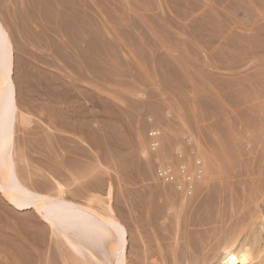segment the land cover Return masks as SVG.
Returning a JSON list of instances; mask_svg holds the SVG:
<instances>
[{
    "label": "rangeland",
    "instance_id": "rangeland-1",
    "mask_svg": "<svg viewBox=\"0 0 264 264\" xmlns=\"http://www.w3.org/2000/svg\"><path fill=\"white\" fill-rule=\"evenodd\" d=\"M31 0H0V17H1V19L3 20L4 18L5 19H7L6 21L5 20H3V21H5V24H6V26L9 28V31H10V33L12 32V34H11V36H12V38H13V40H14V44L16 45V43L18 44V45H16L15 46V55L16 56H18L19 57V59H23L22 61L24 62V64H25V68L27 67L26 66V63H25V60H26V62H27V60H29L28 61V63H30L29 64V67H32V65H31V63L33 64V65H35L33 68H30V71H31V73H29L30 71H29V69H28V67H27V69H25V68H23L24 66L23 65H21L20 63H16V65H18L17 66V69H16V66H15V64H14V67H15V69H14V75L18 78V79H15V81H17L16 82V84L17 83H19L20 81L22 82H20L18 85H17V89H18V86L21 88V89H28V90H23V94H24V91L25 92H29V91H32L33 89H36V90H33L34 92L36 91L38 94H39V96L41 95V92H42V90L44 89L43 87H45V90H47L48 91V93H50V94H48L47 93V91H45V95L43 94L44 93V91L42 92V95L39 97L38 96V94H36V96H31V95H35V93H33L32 94V92H30V93H28L32 98L34 97V101H36V102H38V104H39V106H42L43 108H44V106L47 104V102H46V96L48 95L49 97H50V95H53V94H58L59 95V93L61 94L62 92V95L63 96H61L60 98H64L65 96V98H64V100L63 101H65V102H60L59 101V96H57L56 95V97H58L56 100H57V105H58V107H57V105H56V101H54V99H55V96H53L54 98H52L53 99V101L55 102V105L53 104V102H52V105L50 104L51 103V101H49V103H48V105L47 106H51V107H53V105H54V108L56 109V111H58V108H59V112H60V114L61 113H64V114H66L67 115V117H69V114L71 113V115H72V118H73V116L75 115V112L74 111H77L76 113H78V112H80L79 114H81V112H82V115H81V120L82 119H86V120H88V116H89V113H94V116H95V114H96V116H95V118L93 119V120H96V121H94L95 123H96V125L97 126H99L98 127V131H99V129H101V131L103 132V130H104V128H105V126H107V130L108 131H110L111 132V134H110V136H111V139L113 140H111V146L112 147H114V143H115V145H117L116 147H114V149L111 147L110 149L111 150H107V149H105V148H103V149H105V150H99V148H101L100 147V144H99V147L96 149V155H97V159H98V162L99 161H102L103 159L105 160V157H106V159L107 160H109V158L110 157H108L107 158V154H109V156H111V158H110V162L109 161H106V162H109V165H108V167L106 166L107 164H105V161H104V163H103V161L101 162V163H103V164H101V163H99V165L100 166H97V169H96V171H95V174H96V176H97V178L99 177V182H100V184H101V179L103 180V181H105V180H109V182H111V184H112V186H113V192H114V194H113V197H114V199H115V202H113V200L114 199H112V202H113V205L115 206V208H114V211L115 210H117V212L119 213H117L116 211H115V214H116V216H117V218L121 221H123L122 223L123 224H126L125 226H126V228H129L128 229V232L130 231V233H129V237H128V242H130L131 241V243H132V240H133V242L136 240L135 238H137V236H138V238H137V240H136V243L135 244H131V243H129L130 244V246H128V247H130V249L128 248V250H129V252H130V250L132 251V253L130 252V254H129V259L131 260V257H132V260L130 261V262H132L133 264H140L139 262L141 261V263L142 264H171L172 263V261L174 260L175 262H176V260H177V262L175 263V264H180L181 262V264H185L184 262H187L186 261V259L188 260V262H192L193 264H204V262L205 261H207L208 260V258H210L211 256H213L214 255V253H216L215 251L217 250V253L219 252V250H220V247H222V244L226 241L225 239V233L226 232H230L231 231V228H233L232 229V231L230 232L231 234L230 235H232L234 232H235V227H237V230L238 229H241L242 228V225L244 226L243 227V230L241 231V236H242V233H243V235H244V233L246 234V228L248 227L247 225H249V223H250V221H249V223H248V220H250V218H249V212H251L252 210H254V209H256V207L255 206H258V204L257 203H259V207L263 210L264 208H263V204H264V202L262 203L261 201H264V196L262 197V196H260V193H262V191L264 190V185H261L260 183H262V184H264V181H262L261 182V180L264 178V155L262 156V154H264V139L262 138V136L264 137V128H262V126L264 127V112H263V115H262V111L261 110H263L264 111V97H262L264 94V90H263V88H264V86H262V85H264V82H263V79H264V69H263V63L261 62V60L263 59V61H264V57H263V55H261L262 53H260V51H261V48L260 47H263V44H264V37L263 36H261V35H263V33H264V16H262V14L264 15V0H244V2L246 3V6L245 5H243L244 4V2L242 3L240 0H232L231 1V5L229 6V4H230V0H229V2H228V0H219V2L216 0H211V2H210V0H196V1H198V2H196L197 4L196 5H198V6H196V5H194L195 3V0H192V2H191V0H181V2H180V0H179V2L177 3V1L176 0H171L170 2H169V0H168V2H167V0H151V2H148V1H150V0H82V2H81V0H57V2H56V0H39V1H36V0H32L31 2H30ZM48 2V3H44V2ZM100 1V2H99ZM164 1H165V3L166 4H164ZM173 1H175V2H173ZM184 1V2H183ZM189 1V2H188ZM225 1V2H224ZM226 1H227V3H226ZM237 1V3H235ZM240 1V2H239ZM247 1V2H246ZM35 2V3H34ZM49 2H51V3H49ZM96 2H98V4L96 3ZM173 2V3H172ZM201 2L203 3V2H206V3H203L204 5H205V9L204 8H202L204 5L203 4H201ZM217 2V3H216ZM232 2H234L233 4H232ZM257 2V3H256ZM44 3V4H43ZM79 3V4H78ZM146 3V4H145ZM163 3V4H162ZM180 3H181V6L183 5V7H180ZM183 3V4H182ZM184 3H185V5H184ZM189 3V4H188ZM212 5H211V4ZM219 3V4H218ZM220 3L222 4V5H220ZM226 3V4H225ZM256 3V4H255ZM26 4V5H25ZM28 4V5H27ZM42 4H43V6H42ZM51 4V5H50ZM76 4V5H75ZM86 4V6H84ZM170 4V5H169ZM172 4H174V5H172ZM179 4V5H178ZM186 4H187V7H186ZM190 4H191V6H190ZM193 4V5H192ZM214 4L216 5V4H218V5H216L215 7H214ZM263 4V5H262ZM40 5V6H39ZM54 5H55V7H54ZM77 5H78V7H77ZM151 5V6H150ZM153 5V6H152ZM168 6V11H167V6ZM199 5H201L200 7L201 8H199ZM223 5H224V7H226L227 9H225V10H222L224 7H223ZM227 5V6H226ZM234 5V6H233ZM237 5V6H236ZM240 5V6H239ZM242 5V6H241ZM250 7H249V6ZM21 6V7H20ZM28 6V7H27ZM31 6H33V7H31ZM48 6V7H47ZM80 6V7H79ZM147 6V7H146ZM157 6V7H156ZM164 6H166V7H164ZM171 6V7H170ZM172 6H174V7H172ZM177 6V7H176ZM178 6H179V8H178ZM193 6V7H192ZM236 6V7H235ZM39 7V8H38ZM45 7V8H44ZM63 7H65V9L63 8ZM154 7V8H153ZM164 7V8H163ZM191 7V8H190ZM206 7L208 8V12L206 11L207 9H206ZM213 7V8H212ZM216 7H218V10L216 9ZM232 7V8H231ZM233 7H235V8H233ZM239 7V8H238ZM251 7H253V8H251ZM4 10H3V9ZM8 8H9V10H8ZM28 8V9H27ZM35 8V9H34ZM37 8V9H36ZM55 8H57V9H55ZM88 8H91V11L92 12H89V10H88ZM116 8V9H115ZM150 10H149V9ZM178 8V9H177ZM189 10V12H187L188 10ZM192 10H190V9ZM193 8V9H192ZM229 8V9H228ZM244 8H248L247 10L246 9H244ZM11 9V10H10ZM19 9V10H18ZM40 9V10H39ZM43 10V12H42V10ZM54 9V10H53ZM62 11H61V10ZM118 9V10H117ZM156 9V10H155ZM157 9H158V11H157ZM165 9V10H164ZM174 9H177V10H174ZM195 9V10H194ZM217 11H216V10ZM220 9V10H219ZM231 9V10H230ZM234 9V10H233ZM237 9V10H236ZM250 9V10H249ZM254 9V10H253ZM28 10V11H27ZM37 10H39V11H37ZM46 10V11H45ZM56 10V11H55ZM76 10H78L79 11V13H80V15L81 14H83V15H79V13H76V12H78V11H76ZM170 10V11H169ZM181 10V11H180ZM230 10V13H228V11ZM253 10V11H252ZM261 10H262V12H261ZM4 11H5V13H4ZM11 11H12V13H11ZM15 11H17V12H15ZM50 13H49V12ZM72 11V12H71ZM106 11V12H105ZM157 11V12H156ZM172 11V12H171ZM184 11V12H183ZM186 11V12H185ZM205 11H206V13H205ZM221 11H223V12H221ZM226 11V12H225ZM232 11V12H231ZM248 11V12H247ZM252 11V12H251ZM2 12H3V16H2ZM10 12V13H9ZM34 14H33V13ZM39 12H41V13H39ZM46 12H47V15H46ZM82 12H85L86 14H90V16H93V17H90L89 16V14H88V16L89 17H87V15L85 14V13H82ZM154 12V13H153ZM169 12V13H168ZM177 14H179V15H177ZM210 12V13H209ZM219 14H218V13ZM9 13V14H8ZM15 13V14H14ZM30 13V14H29ZM32 13V14H31ZM43 13L45 14L44 16H43ZM158 13V14H157ZM160 13V14H159ZM167 13V14H166ZM171 13H172V15H171ZM187 15H186V14ZM189 13V14H188ZM212 13V14H211ZM224 13V14H223ZM226 13V14H225ZM256 13V14H255ZM55 14H56V16H55ZM78 14V16H76ZM97 14H98V16H97ZM102 14V15H101ZM104 14H106V15H104ZM109 14V15H108ZM154 14V15H153ZM176 14V15H175ZM183 14V15H182ZM223 14V15H222ZM6 15V16H5ZM20 15V16H19ZM23 17H22V16ZM34 15V16H33ZM42 15V16H41ZM159 15V16H158ZM161 15V16H160ZM168 15V16H167ZM186 15V16H185ZM189 15V16H188ZM205 15V16H204ZM212 15V16H211ZM228 15V16H227ZM248 15V16H247ZM9 16V17H8ZM17 16V17H16ZM31 16V17H30ZM38 16V17H37ZM46 16V17H45ZM49 16V17H48ZM53 16H55L54 17V19H53ZM60 16H62V17H60ZM118 16V17H117ZM131 16V17H130ZM173 16H175V17H173ZM184 18H183V17ZM204 16V17H203ZM222 16H223V18H222ZM251 16V17H250ZM261 16V17H260ZM21 17V18H20ZM33 17H34V19H33ZM49 19H52L51 21L52 22H50V20L48 21V18ZM64 17V18H63ZM87 17V18H86ZM105 17V18H104ZM107 17H108V19H109V22H107ZM115 17V18H114ZM120 17V18H119ZM125 17V18H124ZM151 17H152V19H151ZM153 17H154V20H153ZM166 17V18H165ZM179 17V18H178ZM186 17V18H185ZM201 17H203V18H201ZM212 19H210V18ZM246 17L247 18H249L250 17V19H246ZM255 17V18H254ZM20 18V20H18V19ZM44 18V19H43ZM47 18V19H46ZM59 20H58V19ZM60 18H62L61 20H60ZM81 18V19H80ZM90 18L91 19H93V21H94V23H93V21L91 22V21H89L90 20ZM127 18V19H126ZM151 19V21H150V19ZM178 18V19H177ZM182 18V19H181ZM197 18H199V19H197ZM211 20V23H210V20ZM245 18V19H244ZM12 19V20H11ZM22 19V20H21ZM25 19V20H24ZM32 19H33V21H32ZM89 19V20H88ZM118 19V20H117ZM136 19V20H135ZM165 19V20H164ZM169 19V20H168ZM171 19V20H170ZM177 19V20H176ZM195 19V20H194ZM202 19V20H201ZM215 19V20H214ZM232 19H233V21H232ZM254 19V20H253ZM259 19V20H258ZM39 20V21H38ZM45 20V22H43ZM95 20H96V22H95ZM122 20H124V21H122ZM127 20V21H126ZM157 20V21H156ZM163 20V21H162ZM167 20V21H166ZM173 20V21H172ZM198 20V21H197ZM217 20L219 21V23L220 22H222V23H220V25H221V27L219 26V23L217 22ZM227 20V21H226ZM235 20H236V22L237 21H239V24L238 23H236L235 22ZM241 20V21H240ZM243 20V21H242ZM245 20V21H244ZM258 20V21H257ZM26 22V24H25V22ZM46 21H48V22H46ZM58 21V22H57ZM78 21V22H77ZM83 21V22H82ZM86 21V22H85ZM136 21V22H135ZM153 21V22H152ZM192 21V22H191ZM209 21V22H208ZM230 21V22H229ZM248 21V22H247ZM12 22V23H11ZM18 22H19V24H18ZM38 22V24L36 25V23ZM125 22V23H124ZM158 22V23H157ZM170 22L171 23H173V24H170ZM191 22V23H190ZM196 22V23H195ZM200 22V23H199ZM216 22V23H215ZM233 24H232V23ZM245 22V23H244ZM254 24H253V23ZM260 22H262V24L260 23ZM22 23V24H21ZM43 23H45V24H43ZM49 23V24H48ZM88 23V24H87ZM89 23H91V25H89ZM131 23H133V24H131ZM134 23H135V25H134ZM190 25H189V24ZM194 23H195V25L197 26H195L194 25ZM214 23V24H213ZM231 23V24H230ZM235 23V24H234ZM240 23H242V24H246L245 26L244 25H242V24H240ZM12 26H11V25ZM24 24H25V26L26 27H24ZM42 24V25H41ZM50 24H52V25H50ZM54 24V25H53ZM60 24V25H59ZM85 24H86V26L88 25V26H90V29H89V27L87 26H85ZM121 24H123L122 25V27H121ZM156 24H158V25H156ZM159 24H161V25H159ZM175 24H176V26H175ZM184 24V25H183ZM210 24H211V26L213 25V26H216V27H210ZM217 24V25H216ZM256 24V25H255ZM258 24L260 25V26H258ZM19 26V28H18V26ZM22 25H23V30L22 29H20L21 27H22ZM27 25L29 26V27H27ZM47 25V26H46ZM56 25V26H55ZM66 25V26H65ZM94 25H96V26H94ZM106 25H108V26H106ZM133 25V26H132ZM136 25H137V29H136ZM172 25V26H171ZM191 25H192V32L190 31V28L189 27H191ZM227 27H225V26ZM233 25V26H232ZM239 25V26H238ZM249 25H251V26H249ZM253 25V26H252ZM255 25V26H254ZM69 26V27H68ZM71 26V27H70ZM94 26V27H93ZM100 26V27H99ZM105 26H106V28H108V29H106L105 28ZM161 26L163 27L162 29H161ZM218 26H219V28H218ZM222 26H224V27H222ZM258 26V27H257ZM261 26H262V28H261ZM11 27L12 28H14V29H12L11 30ZM43 28V29H46L47 31H44L43 29H41V28ZM63 27H65L64 29H63ZM84 27V28H83ZM93 27V28H92ZM96 27V28H95ZM100 29H99V28ZM126 27H127V30H124V29H126ZM160 27V28H159ZM175 27H177L178 28V30H177V28H175ZM237 27V28H236ZM245 27V28H244ZM250 27V28H249ZM254 27H255V29H254ZM25 28V29H24ZM30 28V29H29ZM49 28H50V30H49ZM75 28V29H74ZM76 28H77V30H78V28H81V29H79L78 31L76 30ZM86 28V29H85ZM182 28V29H181ZM193 28H196V29H193ZM253 28V29H252ZM261 28V29H260ZM26 29H29L28 31H32V32H30V33H27L28 31L26 30ZM67 29V30H66ZM97 31H96V30ZM102 29V30H101ZM219 29V30H218ZM245 29V30H244ZM246 29H249V30H246ZM15 30V31H14ZM54 31V32H52V31ZM73 32L74 30H76V32H79V33H72L71 31ZM85 30H87L86 31V33H84V31ZM92 31V33H91V31ZM161 30H163V31H161ZM164 30H166V32H164ZM167 30H169V32H167ZM194 30V31H193ZM231 30H232V32H231ZM234 30V31H233ZM253 30V31H252ZM22 31V32H21ZM27 31V32H26ZM44 31V32H43ZM62 31H64L63 33H62ZM66 31L67 32H69V34H74L73 35V38L75 39L74 40V42H77V43H75V45H76V47L75 46H73V44H71L72 42H73V38H72V35L71 36H69L68 35V33H66ZM83 31V32H82ZM89 31V32H88ZM103 33H102V32ZM127 33H125V32ZM128 31H131L132 33L131 34H129L128 35ZM181 31V32H180ZM190 31V32H189ZM212 32V34H211V32ZM224 31H226V32H224ZM236 31V32H235ZM257 33H256V32ZM260 33H259V32ZM26 32V33H25ZM40 32H41V34H40ZM71 32V33H70ZM161 32H163V33H161ZM182 32H183V34H182ZM188 32V33H187ZM199 32V33H198ZM210 32V33H209ZM248 32V33H247ZM13 33H14V35H13ZM20 33V34H19ZM25 33V34H24ZM48 34L49 36H47V35H45V34ZM57 33V34H56ZM59 33V34H58ZM83 33V34H82ZM102 33V34H101ZM166 33H168V34H166ZM192 33V34H191ZM234 34V35H232V34ZM243 33V34H242ZM29 34V35H28ZM35 34V35H34ZM37 34V35H36ZM38 34H40V35H38ZM68 35V37H66L65 38V36L64 35ZM90 34V35H89ZM94 35V37L93 36H91V35ZM109 34V35H108ZM170 34V35H169ZM194 34V35H193ZM196 34V35H195ZM227 34H230V35H228V37H227ZM236 34V35H235ZM240 34H241V36H240ZM245 34V35H244ZM246 34H248V36H246ZM249 34L251 35V37H249ZM261 34V35H260ZM22 35H24V36H22ZM25 35H27V39L25 38ZM44 35V36H43ZM51 35V36H50ZM59 35V36H58ZM79 35H80V37H79ZM87 35H89V36H87ZM102 35V36H101ZM131 35V36H130ZM133 35V36H132ZM141 35H143L142 37H141ZM165 35V36H164ZM172 35V38L173 37H175V38H173L174 40L172 41V38H170V36ZM174 35V36H173ZM198 35H199V37H198ZM208 35H210V36H208ZM244 37H247V38H243V36ZM14 36H15V38H17V40L14 38ZM36 36V37H35ZM57 36V37H56ZM87 36V37H86ZM106 36V37H105ZM109 36V37H108ZM192 37L193 36V38H195V39H193V38H190V37ZM206 36H207V38L209 37L210 39H211V41H210V39H207L206 38ZM235 36V37H234ZM237 36V37H236ZM254 36V37H253ZM29 37V38H28ZM33 37H34V39H33ZM38 37V38H37ZM42 37H44V38H42ZM51 38V40H50V38ZM69 37H70V39L72 38V40H70L69 39ZM79 37V38H78ZM83 37V38H82ZM89 37H90V39H89ZM103 37H105V38H103ZM177 37V38H176ZM213 37V38H212ZM226 37V38H225ZM230 37H232V38H230ZM239 37V38H238ZM258 39H257V38ZM32 40H34V41H31V39ZM36 38V39H35ZM48 38V39H47ZM60 38V39H59ZM77 38V39H76ZM96 40V41H94L93 42V40ZM109 38V39H108ZM145 38V39H144ZM168 38V39H167ZM230 38V39H229ZM237 39V40H235V39ZM251 38V40L253 41V43L255 42V43H257L258 45H261V46H258V48H255V50L256 49H260L259 50V52L256 50V51H254V53L252 52L253 51V49L251 48V47H249V49H247L246 50V48L248 47V46H251V45H249L250 43H252V42H250L251 40H249ZM256 38V39H255ZM29 39V40H28ZM38 39V40H37ZM43 39V40H42ZM46 39V40H45ZM52 39H53V41L56 43V44H60V43H62V39L64 40V43H62L61 45H59L58 46V49L59 48H62L61 46H63L64 47V44H66V45H69V47L71 48V51L70 50H66V51H64L63 52V50H65L64 48H63V50H62V52L63 53H59L58 55L60 56V54H63L64 56L65 55H67V56H65V58H64V56L62 55V56H60L61 57V59H60V57L58 58L55 54H53L54 52L57 54L58 53V49L56 48V50H55V48L54 49H52L51 47H52V43H50V42H52ZM55 39V40H54ZM68 39H69V42H68ZM79 39H81V40H79ZM104 39V40H103ZM107 39H108V41H107ZM171 39V40H170ZM176 39V40H175ZM179 39V40H178ZM191 39V40H190ZM197 39H199V41L197 40ZM226 39V40H225ZM231 39H233V40H231ZM246 39V40H245ZM37 40V41H36ZM40 40H42V41H44V42H42V41H40ZM49 40H50V42H49ZM84 40H86V41H89V42H87L88 43V45H90L89 43H91L92 45L91 46H87L88 48H86L85 47V44H87V43H85V42H83ZM100 40H102V41H100ZM144 40H146V42L144 43ZM181 40H182V42H181ZM227 40H229V41H227ZM243 40H245L246 41V44L244 43V41ZM255 40V41H254ZM21 41V42H20ZM26 41V42H25ZM47 41V42H46ZM71 41V42H70ZM92 41V42H91ZM97 41H99V42H97ZM103 41H105L104 42V44H103ZM109 41H110V43H109ZM184 41V42H183ZM190 41V42H189ZM196 41H198V43L196 42ZM213 41V42H212ZM232 41H234V42H232ZM240 43H239V42ZM258 41V42H257ZM260 41L263 43H260ZM41 44H40V43ZM53 42V45L55 44ZM60 42V43H59ZM73 42V43H74ZM81 44H79V43ZM83 42V43H82ZM95 42H97V44H95ZM149 42V43H148ZM200 42V43H199ZM209 42H211V43H209ZM247 42H250V43H248L247 44ZM31 43V44H30ZM47 44V45H44V44ZM228 43H229V45H228ZM232 43V46H230V44ZM234 43H235V46H233L234 45ZM237 43H239L238 45H237ZM242 43H243V45H242ZM44 46H43V45ZM55 44V45H56ZM98 44H100L99 46H98ZM106 44V45H105ZM109 44H110V46H109ZM111 44H114V45H112L111 46ZM122 44V45H121ZM186 44V45H185ZM188 44H189V46H188ZM197 44V45H196ZM20 45V46H19ZM33 45V46H32ZM39 45H41V46H43V49H42V47H40ZM77 45H79V46H77ZM93 45H96V46H93ZM105 45V46H104ZM190 45H191V48H190ZM237 45V46H236ZM24 46V48H22ZM39 46V47H38ZM49 46V47H48ZM57 46V45H56ZM84 46V47H83ZM117 46V47H116ZM121 46H123L122 48H121ZM134 46V47H133ZM152 48V50H150V48ZM187 46V47H186ZM193 46V47H192ZM229 46V47H228ZM239 46V47H238ZM242 46V47H241ZM18 47V51L20 50V53H18V51H17V48ZM25 47H27V49L25 48ZM46 47H48V50L46 49ZM80 48V49H78V48ZM89 47H90V49H91V47H92V49H91V51H90V49H89ZM97 47H99V48H97ZM112 49V51L113 50H115V51H111V49ZM233 49H232V48ZM236 47V48H235ZM237 47L239 48V49H237ZM244 47H246V48H244ZM252 47L254 48V47H257V45L255 46L254 44L252 45ZM39 48H40V50H39ZM77 48V49H76ZM85 48H86V50L88 49V51L90 52V53H87L88 51H86L85 50ZM101 48V49H100ZM107 48H108V50H107ZM144 48V49H143ZM153 48H155L154 50H153ZM158 48V49H157ZM194 48H195V50H194ZM235 48V49H234ZM241 48V49H240ZM264 48V47H263ZM262 48V49H263ZM24 49V50H23ZM45 49V50H44ZM49 49H50V51H49ZM82 49H84V50H82ZM123 49V50H122ZM130 49H131V51H130ZM135 49V50H134ZM185 49V50H184ZM189 49V50H188ZM252 49V50H251ZM26 50H30V51H32V52H29V53H34L36 56H32V55H34V54H32V55H30V54H28L27 55V53L25 52ZM80 50V51H79ZM81 50L83 51L82 53H81ZM95 50V51H94ZM101 51V53L100 52H97V51ZM103 50V51H102ZM133 50V51H132ZM155 50H157V51H155ZM159 50V51H158ZM232 50V51H231ZM57 51V52H56ZM69 51V52H68ZM73 51V52H72ZM78 51H79V53H78ZM94 51V52H93ZM108 51H110V52H108L109 53V56H108V54H107V52ZM119 53H118V52ZM243 51H245V52H249L250 54H246L245 52H243ZM60 52V51H59ZM67 52H68V54H67ZM91 52H93V54L91 53ZM104 52V53H103ZM112 52V53H111ZM132 52V53H131ZM153 52V53H152ZM256 52V53H255ZM24 53H26V54H24ZM46 55V56H44V54ZM48 53V54H47ZM74 53V54H73ZM75 53H76V55H79V56H81V57H83V60H84V57L85 58H87L86 56H90L91 58H94L93 60L94 61H96L97 59V68H96V70L98 69V71H96L95 73L96 74H94V76L95 75H98V77H91L90 75H87L86 74V72H85V70H82V69H78V70H81L80 71V73L79 74H77L78 73V71H77V68H79L78 66H76V64L74 63L73 64V62L74 61H72L71 59H73V57H72V55H75ZM85 53V54H84ZM87 53V54H86ZM95 53V54H94ZM144 53H145V55L149 58H147L146 56H143L144 55ZM157 53H159V54H157ZM245 53L247 56H245L244 57V55L243 54ZM258 53V54H257ZM260 53V54H259ZM70 54V55H69ZM72 54V55H71ZM81 54V55H80ZM84 54V56H82ZM89 54H92V55H89ZM99 55L97 58L95 57L96 55ZM103 54H104V56H103ZM114 54V55H113ZM115 54H119V55H116L115 56ZM127 54V55H126ZM130 54V55H129ZM148 54H149V56H148ZM161 54V55H160ZM242 54V55H241ZM14 55V56H15ZM38 55L40 56V57H38ZM111 55H113L114 57H115V60L117 61L118 59V57L120 58H122V60L121 59H119L118 61H117V63H116V61L115 60H112V59H114V57H112ZM14 57V62H18L19 61V59H18V57ZM48 56H50V57H52V59L53 58H55V59H51L50 57H48ZM101 56V57H100ZM128 56V57H127ZM163 56H165V57H163ZM169 56V57H168ZM34 57L36 58H38V61H39V58L41 59L42 57H45L44 58V60L46 61V60H50V61H52V62H54V60H55V63L54 64H52V65H56V66H48V67H45V66H47V64H44V60L43 61H41L40 60V63L36 60V59H34ZM63 57V58H62ZM68 57H71V58H69V60H67V58ZM89 57V58H90ZM104 57V58H103ZM112 59H111V58ZM145 57L147 58V60H145ZM155 57H157V58H155ZM168 57V58H167ZM177 57H178V59H177ZM184 58V59H181V58ZM243 57V58H242ZM247 57V58H246ZM25 58V59H24ZM33 58V59H32ZM129 58H130V60H129ZM162 58L163 59H165L164 60V64H165V62L167 63V64H165V66H166V68H164L165 66H164V64H162L163 63V61H161L162 60ZM177 60H176V59ZM67 60V64L69 63V65H66V63H65V61H62V60ZM96 59V60H95ZM99 59H101V60H99ZM170 60V61H168V60ZM260 59V61H258ZM58 60V61H57ZM87 60V59H86ZM158 60V61H157ZM172 60H174V61H172ZM204 60H206V61H204ZM100 61H101V64H99L100 63ZM104 61V62H103ZM114 61V62H113ZM122 62V64L120 63V62ZM133 61V62H132ZM156 61V62H155ZM181 62V64H180V62ZM20 62V61H19ZM42 62V63H41ZM70 62H72V63H70ZM84 62V61H83ZM86 62V61H85ZM96 62L94 63V65H96ZM99 62V63H98ZM106 62H107V64H108V66H107V64H106ZM132 62V63H131ZM136 62V63H135ZM138 62V63H137ZM175 64H174V63ZM178 62H179V64H178ZM206 62V63H205ZM22 63V62H21ZM28 63H27V65H28ZM46 63V62H45ZM105 64V66H104V64ZM125 65H124V64ZM129 63V64H128ZM134 63H135V65H134ZM140 63L142 64V65H140ZM159 63V64H158ZM168 63L170 64V65H172V66H174V67H171L170 65H168ZM173 63V64H172ZM259 65H258V64ZM262 63V64H261ZM23 64V63H22ZM71 64H73V65H71ZM87 64V63H86ZM119 64V66H117ZM147 64H148V66H147ZM155 64H157L156 66H163L162 68L161 67H156L155 66ZM161 64V65H160ZM228 64H230V65H228ZM232 64V65H231ZM31 65V66H30ZM72 66V67H68V66ZM111 65V66H110ZM121 65V66H120ZM133 65V66H132ZM149 65H150V67H149ZM228 65V66H227ZM262 65V66H261ZM21 66H22V68H21ZM40 66V67H39ZM75 66V67H74ZM100 66H101V68H100ZM104 66V67H103ZM110 66V67H109ZM123 66H125V67H123ZM130 66V67H129ZM135 66V67H134ZM230 66H231V68H230ZM18 67H20V68H18ZM50 67V68H49ZM53 67V68H52ZM56 67H58V68H56ZM105 67H106V70H105ZM107 67H108V69H107ZM113 67V68H112ZM137 67H140V69L139 68H137ZM171 67V68H170ZM179 67V68H178ZM199 67V68H198ZM212 67V68H211ZM214 67V68H213ZM234 67V68H233ZM262 67V68H261ZM38 68H41L43 71H47V72H41V71H39V70H41V69H39V70H36V69H38ZM70 68V69H69ZM74 68H76L75 70H74ZM103 68H104V70H103ZM110 68H112V69H110ZM127 68V69H126ZM134 68V69H133ZM136 68V69H135ZM157 68V69H156ZM159 68V69H158ZM168 68H170L169 70H168ZM173 68V69H172ZM19 69H21V70H19ZM22 69H25V70H28L27 72L26 71H23ZM32 69H33V72H35V75H34V73L32 72ZM111 71H110V70ZM163 69V70H162ZM165 69H167V70H165ZM177 69V70H176ZM205 69V70H204ZM36 70V71H35ZM73 70H74V72H73ZM109 70V71H108ZM114 70V71H113ZM121 72V73H123V74H121V73H119V71ZM127 70V71H126ZM176 70V71H175ZM234 72H233V71ZM260 70V71H259ZM24 72L23 74L21 73V72ZM37 71H38V73H40V74H38L37 73ZM75 71H77V72H75ZM105 71V72H104ZM114 73H113V72ZM118 71V72H117ZM134 71V72H133ZM169 71V72H168ZM171 71V72H170ZM178 71V73H176ZM204 71H205V73H204ZM262 71V72H261ZM19 72V73H18ZM102 72V73H101ZM116 72H117V74H116ZM153 72V73H152ZM167 72V73H166ZM172 72H174V73H172ZM257 74H256V73ZM27 75H26V74ZM29 73V74H28ZM41 73L45 76V74H47V73H49V75H46V77L47 78H45L44 79V76L43 75H41ZM52 73V74H51ZM85 73V74H84ZM132 73H134V74H132ZM169 73V74H168ZM213 73H214V75H215V78H217V79H215L214 78V76H213ZM259 73V74H258ZM262 75H261V74ZM81 74V75H80ZM105 74V75H104ZM108 74H110V75H108ZM137 74V75H136ZM177 74V75H176ZM207 74H208V77H207ZM210 74H212L211 76H210ZM247 74H249V75H251V76H248ZM254 74V75H253ZM26 77H24V76ZM28 75H29V77H28ZM32 75H34V76H32ZM36 75H38V76H36ZM50 75H52V77H53V75H56L55 77H56V79H54L55 77H53V81L51 80L52 79V77L50 76ZM80 75V76H79ZM100 75V76H99ZM103 75L105 76V78L103 77ZM112 75V76H111ZM116 75V76H115ZM126 77H125V76ZM135 75L137 76V77H135ZM179 75V76H178ZM218 75V76H217ZM233 75V76H232ZM255 76V77H253V76ZM257 75V76H256ZM43 76V77H42ZM59 76V77H58ZM63 76V77H62ZM83 76H85V77H83ZM107 76V77H106ZM108 76L110 77L109 79H108ZM122 76V77H121ZM128 76V77H127ZM178 76V77H177ZM221 76V77H220ZM19 77H22L23 79H25V80H23V79H21V78H19ZM34 79H33V78ZM37 77V78H36ZM38 77L40 78L39 79V81H38ZM79 77H82V79L81 78H79ZM112 77V78H111ZM139 77V78H138ZM173 77V78H172ZM219 77V78H218ZM261 77V78H260ZM28 78V79H27ZM49 78V79H48ZM88 78V79H87ZM98 78H99V80H98ZM105 79L104 81H102L103 79ZM116 78V79H115ZM137 78H138V81H137ZM221 78V79H220ZM246 78V79H245ZM251 78V79H250ZM263 78V79H262ZM26 79H27V81H26ZM30 79H32V80H30ZM44 81H43V80ZM84 79V80H83ZM109 81H108V80ZM110 79H112V81H113V83L111 82V80ZM115 79V80H114ZM174 81H173V80ZM179 79V80H178ZM215 79V80H214ZM219 79V80H218ZM229 79H231V80H229ZM261 79V80H260ZM28 80L30 81V82H28ZM47 80V81H46ZM87 80V81H86ZM93 80V81H92ZM169 80H171V81H169ZM218 80V81H217ZM224 80V82H222ZM258 80V81H257ZM19 81V82H18ZM34 81V82H33ZM35 81H36V83H35ZM38 81V82H37ZM46 81V82H45ZM50 81V82H49ZM60 81V82H59ZM64 81V82H63ZM120 81V82H119ZM126 82V84H125V82ZM140 81V82H139ZM178 81V82H177ZM221 81V82H220ZM228 81V82H227ZM231 83H230V82ZM259 81L262 83V84H260L259 83ZM28 82V83H27ZM45 82V83H44ZM49 82V83H48ZM54 82V83H53ZM57 83V85H56V83ZM62 82V83H61ZM118 82V83H117ZM170 82V83H169ZM175 82V83H174ZM177 82V83H176ZM255 82V83H254ZM257 82V83H256ZM24 83V84H23ZM31 83H33V84H31ZM34 83L36 84V85H34ZM66 83V84H65ZM93 83V84H92ZM116 83V84H115ZM121 83H122V85H121ZM130 83V84H129ZM141 83V84H140ZM223 83H225V84H223ZM231 84L232 86H228V87H231V88H229L228 89V87H226V85L227 84ZM243 83V84H242ZM259 83V84H258ZM37 84H43V85H41V86H38ZM47 86H45V85ZM50 84V85H49ZM52 84V85H51ZM61 84V85H60ZM63 84H65V85H63ZM89 84V85H88ZM123 84H125V86H123ZM133 84V85H132ZM173 84V86H171ZM235 84V85H234ZM242 84V85H241ZM257 84V85H256ZM29 85V86H28ZM54 85V86H53ZM72 85V86H71ZM87 85V86H86ZM99 85H100V87H99ZM244 85V86H243ZM251 85V86H250ZM43 86V87H42ZM57 86V87H56ZM75 86V87H74ZM131 86V87H130ZM132 86H133V88H132ZM135 86V87H134ZM223 86V87H222ZM250 86V87H249ZM260 87L261 86V88H258V87ZM42 87V88H41ZM60 87H62V88H60ZM71 87V88H70ZM77 87H79V91L78 90H75V89H78ZM19 88V89H20ZM47 88V89H46ZM54 90H57V91H53V89ZM58 88V89H57ZM68 88L70 89V90H68ZM73 88V89H72ZM75 88V89H74ZM83 88V89H82ZM106 88V89H105ZM136 88V89H135ZM224 88V89H223ZM225 88H226V91H225ZM18 89V91H20ZM30 89V90H29ZM38 89H39V91H40V89H41V92H39L38 91ZM51 89H52V91H51ZM72 89V90H71ZM86 89V90H85ZM133 89V90H132ZM135 89V90H134ZM140 91H139V90ZM218 89H220V92H219V90ZM223 89V90H222ZM232 89V90H231ZM233 89H235V90H233ZM239 89V90H238ZM241 89H242V91H241ZM248 89V90H247ZM251 89V90H250ZM255 89V90H254ZM258 89V90H257ZM62 92H61V91ZM63 90H65V91H63ZM88 90V91H87ZM231 91V94H230V91ZM246 92H245V91ZM252 90H254V91H252ZM50 91V92H49ZM74 93H73V92ZM86 91V92H85ZM239 91H241V92H239ZM249 91V92H248ZM256 91H257V93H256ZM259 91H261V92H259ZM21 92H22V90H21ZM67 93V95H66V93ZM76 92V93H75ZM89 92H91V93H89ZM216 92V93H215ZM236 92V93H235ZM238 92V93H237ZM248 92V93H247ZM27 93H25V94H27ZM65 93V94H64ZM71 93V94H70ZM95 93V94H94ZM150 93V94H149ZM161 93V94H160ZM215 95H214V94ZM222 94V93H224L225 95L227 94V95H230V98L231 99H234V100H231L228 96V99H226V96L224 95V94H222V95H220V94ZM253 93V97L252 96H250L251 94ZM23 94H19V95H21V96H23ZM76 94V95H75ZM77 94H78V96H77ZM79 94H81V95H79ZM87 94V95H86ZM152 94V95H151ZM159 94V95H158ZM236 94H241V96H238V95H236ZM247 94V96H245ZM257 94V95H256ZM65 95V96H64ZM76 97H75V96ZM92 95V96H91ZM145 95V96H144ZM150 96L149 97V99L147 98V96ZM156 95V96H155ZM161 95V96H160ZM219 95V96H218ZM251 97H249V96ZM37 96L39 97V100H40V98H45L44 100L43 99H41L40 101L38 100V98H37ZM96 96V97H95ZM153 96L155 97V98H153ZM215 96H217V97H215ZM223 96V97H222ZM224 96H225V98H224ZM236 96H238L237 98H236ZM48 97V98H49ZM69 97V98H68ZM80 97V98H79ZM84 97V98H83ZM145 97V98H144ZM220 97V98H219ZM241 97H243V98H241ZM246 97H248V98H246ZM255 97V98H254ZM37 98V99H36ZM82 98H83V100H82ZM130 98V99H129ZM153 98V99H152ZM224 100H223V99ZM257 98V99H256ZM36 99V100H35ZM51 99V100H52ZM80 99V100H79ZM86 99H89L90 101H85ZM146 99V100H145ZM150 99H151V101H150ZM242 99H243V101H242ZM247 99V100H246ZM248 99H250V100H248ZM256 99V100H255ZM48 100H50V98L48 99ZM61 100V99H60ZM61 100V101H62ZM67 100H69V102L67 101ZM76 102H75V101ZM79 100V101H78ZM100 100V101H99ZM103 100L104 101H106V102H103ZM135 100V101H134ZM139 100V101H138ZM158 100V101H157ZM227 100H229V101H227ZM240 100V101H239ZM75 103H74V102ZM78 101V102H77ZM85 101V104L84 103H82V102H84ZM95 103H94V102ZM99 101V102H98ZM102 101V102H101ZM131 101H133V102H131ZM144 101V102H143ZM153 101H155V102H153ZM161 101V102H160ZM226 101V102H225ZM248 101H250V102H248ZM253 101V102H252ZM42 102V103H41ZM43 102H44V104H43ZM46 102V103H45ZM68 102V103H67ZM80 102V103H79ZM90 102H91V104H90ZM139 102H141V103H139ZM157 102V103H156ZM222 102V103H221ZM230 103V108H228V106H229V103ZM35 103V102H34ZM62 103V104H61ZM64 103V104H63ZM70 104L69 106H68V108H66L67 107V105L66 104ZM76 103H77V105H76ZM99 103V104H98ZM100 103H101V105H100ZM107 103V104H106ZM131 103V104H130ZM139 103V104H138ZM146 103V104H145ZM150 103H152V104H150ZM160 103V104H159ZM234 103V105H232ZM241 103V104H240ZM248 103V104H247ZM253 103V104H252ZM37 103L35 104V105H38ZM61 104V105H60ZM84 104V105H83ZM98 104V105H97ZM103 104V105H102ZM106 104V105H105ZM113 104V105H112ZM115 104V105H114ZM148 104V105H147ZM223 104L225 105L224 107H223ZM235 104L236 105H238V108H237V106H235ZM240 104V105H239ZM44 105V106H43ZM62 105H64L65 106V108L68 110H71V109H74V107H78V109H76V110H71V112L70 111H67L65 108H64V106L62 107ZM74 105V106H73ZM81 105V106H80ZM95 105V106H94ZM109 105H111V106H109ZM150 105V106H149ZM153 105V106H152ZM157 105V106H156ZM162 108V107H164V108H162V109H164L163 110V112H162V109L161 108H159V106ZM222 106V108H221V106ZM57 108H56V107ZM70 106H71V109H70ZM80 106V107H79ZM86 106V107H85ZM102 106V107H101ZM105 106L106 107H108L109 108V110H108V108L107 109H105ZM118 106H119V109H118ZM135 106H137V107H135ZM231 106H235L234 108L233 107H231ZM240 106V107H239ZM245 106V107H244ZM252 106V107H251ZM73 107V108H72ZM76 107V108H77ZM90 107H92V108H90ZM95 107V108H94ZM98 107V108H97ZM100 107H101V109H100ZM104 107V108H103ZM122 107V108H121ZM138 107H142V108H139L138 109ZM150 107V108H149ZM168 107V108H167ZM247 107V109H245ZM261 107V108H260ZM63 108V109H62ZM81 108V109H80ZM84 108V109H83ZM87 108V109H86ZM111 108V109H110ZM121 108V109H120ZM151 108H152V110H151ZM212 108H213V111L215 110V112H217V113H211L210 111L212 110ZM226 108V109H225ZM228 108V109H227ZM60 109H61V111H60ZM86 109V110H85ZM93 109V112L91 111V110ZM99 109V110H98ZM113 109L115 110V111H113ZM158 109V110H157ZM161 109V110H160ZM211 109V110H210ZM223 109V110H222ZM231 109V110H230ZM84 110V111H83ZM120 110L122 111V112H120ZM144 110V111H143ZM146 110V111H145ZM159 110H160V113H159ZM170 110V111H169ZM210 110V111H209ZM227 110H228V112H227ZM243 110V112L246 114V112H247V114L245 115V114H242L243 112H240V111H242ZM253 110H256V111H254V112H252ZM260 110V111H259ZM72 111L74 112V114H72ZM97 111H100V112H97ZM102 111V112H101ZM123 111H124V113L126 114H124L123 113ZM126 111V112H125ZM149 111L151 112V113H149ZM157 111H158V113H157ZM167 111V112H166ZM206 111V112H205ZM212 111V112H213ZM225 111H226V113H225ZM231 111V112H230ZM234 113H236L237 111H238V114H235V116L233 115V112ZM246 111V112H245ZM34 112V111H33ZM83 112H85V113H83ZM97 112V113H96ZM105 112V113H104ZM115 112V113H114ZM146 112H147V114H146ZM208 112V113H207ZM230 112V113H229ZM240 112V113H239ZM98 113H99V115H98ZM103 113L106 115H103ZM120 113V114H119ZM127 113L129 114V113H131V114H129V115H127ZM144 113V114H143ZM164 113V114H163ZM173 113H174V115H173ZM209 113H211V114H209ZM227 115V117H225L226 115ZM227 113H229V114H227ZM249 113L252 115L253 113H255V114H253L252 116L251 115H249ZM257 113V114H256ZM57 114V113H56ZM59 114V115H60ZM86 114H88V115H86ZM101 114V115H100ZM135 114V115H134ZM141 114H143V115H141ZM153 114V115H152ZM208 114V115H207ZM215 114H219V116L218 115H216L215 116ZM220 114H221V116H220ZM70 115V116H71ZM108 115V116H107ZM124 115V116H123ZM156 115V116H155ZM162 115V116H161ZM173 115V116H172ZM224 115V116H223ZM231 115V116H230ZM232 115H233V117H232ZM237 115H239V116H237ZM242 115V118L240 117ZM258 117H257V116ZM38 116V115H37ZM78 116V115H77ZM84 118H83V117ZM97 116H98V118H97ZM104 116V117H103ZM111 118H110V117ZM113 116V117H112ZM117 116H118V118H117ZM127 116H129V117H127ZM142 118H141V117ZM159 116H161L164 120H162L161 119V117H159ZM165 116V117H164ZM214 117V118H208V117ZM218 116V117H217ZM229 116V117H228ZM246 116V117H245ZM255 116H256V119H255ZM263 116V117H262ZM40 117H42V116H40ZM39 117V118H40ZM102 117V118H101ZM136 117V118H135ZM152 117V118H151ZM155 117V118H154ZM167 117H168V119H167ZM238 117L239 118H241V119H244V121L241 123V119H238ZM245 117V118H244ZM252 117H254V120H253V118ZM71 120H72V118L71 117H69ZM68 118V119H69ZM124 118V119H123ZM141 118V119H140ZM156 118H158V119H156ZM171 118V119H170ZM207 118V119H206ZM220 120H219V119ZM229 118H231L232 120H234L235 118L236 119H238V120H234L233 121V123L232 124H234V122H235V124H237L238 126H236L235 124V126H232V127H235V129L237 128V131H238V133L237 132H235V131H233L232 130V127H230L232 124L230 123V122H232V120H229L228 121V119ZM247 118V119H246ZM40 119H42V118H40ZM69 119V120H70ZM75 119V118H74ZM100 119V120H99ZM103 119H104V121H103ZM110 119V120H109ZM117 119H119V120H117ZM130 119V120H129ZM132 119V120H131ZM149 119H153L154 121L155 120H157V121H153V120H150V121H152L153 122V125H155V126H159L160 128L158 129L157 127L155 128L154 126V128H152V126H151V128H152V130L154 129L155 131L158 129L159 131L157 132V133H160V132H162L161 134L163 135L164 134V136H166V137H168V142H169V144H167L168 146V149H171V155L175 158V156H176V154H175V151H177V149H175V147L176 148H178V149H183V145H184V142H185V145H187V146H195V144H197L196 146L197 147H200L201 146V148L202 147H205L206 146V148H203V150L204 149H206V151H207V154L208 153H211V154H209L208 155V157L209 158H212L211 160H209V162H210V165H212V164H215V161L217 162L216 163V165H214V167H216L217 165V167L215 168V170H218V174H217V176L216 177H214L215 178V180L214 179H212V183H209L210 185H211V187H212V189L214 190V191H218V188H220L219 189V191L216 193V192H214V191H211V187H210V185L208 186L209 188H207V185H206V188H205V185L203 186V189L201 190V192H200V194H198V196H197V198H196V200H195V202H197V203H199V208H200V212L202 211L201 210V208H202V204L201 203H205V204H207L208 205V208L206 207V208H204V209H206V210H204L203 208V210L204 211H202V213H206V215L208 216H212V214H213V212H215L216 210V204H218V203H220L221 201H222V199L223 198H225V197H228V200H230V198H232L233 196L235 197V199H236V197H237V204H235L234 203V212L236 213V212H238V211H235L236 210V207L238 206V204L239 203H241V206H240V208H238L237 210H239L240 209V211H239V214H241V215H239V214H235V216H234V214H232L233 212V207H231L230 209H228V211L226 210V211H222V213L224 212H228V214H229V216L227 215V214H224L223 216V218H221V219H219L218 221L220 222H218V224L216 223V226H215V224L213 225V227L215 226V227H217L219 224L221 225H219V228L217 227V228H213L212 230H209L210 229V226H211V228H212V225H209V226H205V228H207V231L206 230H204V233H205V235H204V237H203V232L201 233L200 231V233L199 232H195L194 234H195V236H194V234L193 235H191V238H193L192 240L194 241L195 239H200V240H198V241H200V242H198L197 240H195L194 242H195V244H196V242H197V244L199 245H197L196 244V246L198 247L197 249H196V246H195V244L194 245H192V248L191 249H193V247L195 248L194 250H191L190 251V249H189V247H188V249H187V246L185 245L186 244V242L185 241H183V243H182V241L181 240H185L184 238V233L182 232H180L179 230H175L174 228H173V226L171 227L170 226V228H173L172 230H169L170 232V234H168V232H166L165 233V231H163L162 232V230L160 229L159 231H157V234H156V229H152V230H149V233L148 232H145V230L146 231H148L147 230V225L145 224L144 225V223L143 222H145L146 223V221L144 220L145 219V217L147 216H145V214L147 213V208L146 207H148V203L149 202H154L153 200H157V201H155L154 203H156V202H159V204H160V201H161V198H162V200H164L165 198H164V196H162V192H161V195H160V192L158 193V195L159 196H161L160 198L158 197V195H157V198H156V194H157V192H156V189H152L153 188V183H152V180H149L148 179V177H146V173L148 172V171H144L143 173L141 172V173H139L140 171H139V169H141L140 167H141V165L140 164H142L141 163V161H142V158H141V155H140V148H139V145L140 144H143V146H148V143H147V145H146V141L147 140H149V139H151V136H150V132H152V130H151V128H148L149 129V131H147V127L149 126V124L151 123L150 121H149ZM170 119V120H169ZM215 119V120H214ZM227 119V120H226ZM260 119V120H259ZM263 119V120H262ZM75 120H77V118L75 119ZM74 120V121H75ZM83 120V121H84ZM102 120V121H101ZM133 120H134V122H133ZM146 120V121H145ZM159 120V121H158ZM246 120H248V121H246ZM257 120V121H256ZM260 122H259V121ZM73 121V120H72ZM73 121V122H74ZM108 121V122H107ZM110 121V122H109ZM113 121V122H112ZM131 121V122H130ZM170 121H173L172 123H173V125L171 124V122ZM218 121V122H217ZM239 121V123H237ZM246 121V122H245ZM250 121V122H249ZM256 121V122H255ZM262 121V122H261ZM143 122H145V123H143ZM164 122H165V124H164ZM178 122H179V124H181V125H179L178 124ZM214 124H213V123ZM247 122H249V123H247ZM258 122V124L257 125H255L256 123ZM98 123V124H97ZM105 123V124H104ZM111 123H112V127H111ZM114 123H116V124H119V125H116V124H114ZM132 123V124H131ZM164 124L165 125V127H164V125L162 126L161 124ZM168 123V124H167ZM176 123V124H175ZM209 123V124H208ZM215 123L219 126H217V125H215ZM230 123V124H229ZM243 123H244V125H243ZM260 123H262V124H260ZM110 124V125H109ZM143 124V125H142ZM144 124H146V125H144ZM195 124V125H194ZM240 124H242V125H240ZM245 124H246V126H245ZM250 124V125H249ZM260 124V125H259ZM102 125H105V126H101ZM141 125V126H140ZM177 125V126H176ZM184 125V126H183ZM211 125V126H210ZM239 125L242 127H239ZM259 125V126H258ZM109 126V127H108ZM114 126V127H113ZM118 126H119V128H118ZM125 128H124V127ZM142 126H145L144 128H142ZM149 126V127H150ZM166 126H168V127H166ZM171 126H173V129H172V127ZM191 126H193L192 127V129H194V130H191ZM198 126V127H197ZM220 126H223V127H220ZM243 126H245L246 128H243ZM251 126V128H248V127H250ZM254 126H256V127H254ZM117 127V129H119V130H117V129H115ZM121 127V128H120ZM127 127V128H126ZM128 127H129V129H128ZM207 127V128H206ZM212 127V128H211ZM214 127V128H213ZM226 127V128H225ZM259 127V128H258ZM102 128H103V130H102ZM141 128V129H140ZM171 128V129H170ZM180 128V129H179ZM184 128V129H183ZM216 128V129H215ZM222 130H221V129ZM255 129V130H257V131H253V129ZM258 128V129H257ZM113 129H115V131L117 132H113L114 130ZM144 129V135H143V132L141 131V130H143ZM161 129H163V130H161ZM179 129V130H178ZM210 129V130H209ZM216 130V132L217 133H215L214 132V130ZM217 129H219V131L217 130ZM226 129V130H225ZM244 129H246V130H244ZM249 129V130H248ZM252 129V130H251ZM130 130V131H129ZM173 130V131H172ZM213 130V131H212ZM227 130H228V133L229 134H227ZM251 130V131H250ZM101 131H99V133L101 134L102 132ZM129 131V132H128ZM194 131V132H193ZM197 132V134H196V132ZM221 131H223V132H221ZM231 131V132H230ZM240 131L242 132V134L240 133ZM246 133H245V132ZM253 131V132H252ZM109 132V133H110ZM121 132H122V134H121ZM123 132H124V134H123ZM148 132V133H147ZM213 132V133H212ZM218 132H219V134H218ZM249 132V133H248ZM252 132V133H251ZM257 132V133H256ZM120 133V134H119ZM167 133V135H165ZM175 133V134H174ZM180 133V134H179ZM185 133H187V135L185 134ZM232 133H233V135H232ZM237 133V134H236ZM255 133V134H254ZM114 134H119V137H117L116 135H114ZM125 134H126V136H125ZM130 134V135H129ZM185 134V135H184ZM225 134H226V137H225ZM256 134H259V135H256ZM101 135H103V133L101 134ZM114 135V136H113ZM217 135H218V137L221 139H219L218 137H217ZM222 135V138L220 137ZM229 137H228V136ZM231 135V136H230ZM248 135V136H247ZM250 135V136H249ZM123 136H124V139H123ZM145 136V137H144ZM185 136V137H184ZM198 136H199V138L200 139H202V141L198 138ZM244 138H243V137ZM258 136V137H257ZM122 139H121V138ZM127 137V138H126ZM132 137H133V139H132ZM135 137V138H134ZM144 137V138H143ZM187 137V138H186ZM190 138V140H188L189 138ZM196 137V138H195ZM205 137V138H204ZM208 137V138H207ZM211 137V138H210ZM232 137V138H231ZM254 137V138H253ZM259 137H260V139H259ZM38 138V137H37ZM116 138H120V140H118V139H116ZM129 138H131V139H129ZM140 138H141V141H139L140 140ZM148 138V139H147ZM152 138H153V136H152ZM177 138V139H176ZM183 138V139H182ZM218 138V139H217ZM225 138H226V143L227 144H225V142H224V140H225ZM227 138H228V140H231V142H229L228 140H227ZM237 138V139H236ZM251 140L252 139V141H250L249 139ZM145 139H147L146 141H145ZM185 139V140H184ZM203 139H204V141H203ZM206 139V140H205ZM214 139V140H213ZM234 139V140H233ZM247 139H248V141H247ZM254 139H257L258 141H253ZM262 139H263V142H262ZM117 141V143L119 144H117L116 143V141ZM124 140H126V142L124 141ZM130 140H132V142L130 141ZM169 140H171V141H169ZM197 140V141H196ZM208 140V141H207ZM209 140H211V142H212V144L211 143H209L210 141ZM115 141V142H114ZM119 141H121V142H119ZM128 141H130L129 143H128ZM134 141V142H133ZM137 141V142H136ZM166 141H167V139H166ZM174 141H175V143H174ZM181 142L182 141V143H179V142ZM207 141V142H206ZM215 143H214V142ZM218 141L219 142H221V143H219L218 144ZM235 141V142H234ZM236 141L238 142V143H236ZM148 142H150V143H152L153 141H151V140H149ZM171 142V143H170ZM177 142V143H176ZM191 142V143H190ZM200 142V143H199ZM204 142V143H203ZM224 142V143H223ZM241 142V143H240ZM251 144H250V143ZM255 142V143H254ZM121 143V144H120ZM125 143V144H124ZM187 143V144H186ZM203 143V144H202ZM209 143V145L208 146H210V147H212L213 146V148H210V147H208L207 145H205V144H208ZM229 143V144H228ZM253 143V144H252ZM259 143V144H258ZM262 143V144H261ZM171 144H172V146H171ZM211 144V145H210ZM236 144H239V145H237V146H235ZM240 144H242V145H240ZM124 145V146H123ZM126 145V146H125ZM134 145V146H133ZM200 145V146H199ZM205 145V146H204ZM218 147H217V146ZM226 145V146H225ZM228 145H230V146H228ZM259 145H262L263 147H261V146H259ZM101 146H102V144H101ZM122 148H120V147ZM157 146V145H156ZM175 146V147H174ZM102 147H104V146H102ZM128 147H130L129 149H128ZM227 147V148H226ZM229 147V148H228ZM253 147V148H252ZM136 148V149H135ZM149 148L150 149H152V151L154 150V148H157V147H152V145H149ZM210 148V149H209ZM215 148V149H214ZM224 148V149H223ZM102 149V148H101ZM113 149V150H112ZM128 149V150H127ZM132 149L134 150V152L132 151ZM212 149H214V150H216L217 149V152L215 151H213ZM227 149H229V150H227ZM239 150V153H238V150ZM251 149H253V151L251 150ZM258 149V150H257ZM263 149V150H262ZM108 151L107 152V156L104 154L103 155V151ZM118 150H122V151H118ZM187 149L185 148V151H186ZM213 151V152H210V151ZM260 150H261V152H260ZM102 153H101V152ZM111 153H110V152ZM183 151H184V149H183ZM209 151V152H208ZM221 151V152H220ZM229 151H233V153L232 152H229ZM113 152V153H112ZM117 152V153H116ZM121 152H122V154H121ZM127 152V154L125 155V153ZM227 152V153H226ZM261 154H260V153ZM106 153V152H105ZM130 153V154H129ZM213 153V154H212ZM217 153H219V154H217ZM232 154V156H231V154ZM31 154V157H32V159H36V157H38V155H36L35 153H30ZM100 156H99V155ZM121 156H120V155ZM136 154V155H135ZM228 154V155H227ZM115 155V156H114ZM123 155L125 156V157H123ZM132 157H131V156ZM136 157H135V156ZM210 155L212 156V155H214L216 158H215V160H214V156H212V157H210ZM222 156V158L220 157V156ZM233 155H234V158H233ZM241 155V156H240ZM33 156H34V158H33ZM100 158H99V157ZM101 156L103 157V159L101 158ZM117 156V157H116ZM122 157V160H121V162H120V157ZM129 156V157H128ZM134 156V157H133ZM171 156V157H172ZM228 156H230V157H228ZM43 158H44V156H42ZM41 157V155L38 157V160H39V158L40 159H42V160H44L43 158ZM114 157V158H113ZM119 157V158H118ZM128 157V158H127ZM220 157V158H219ZM53 158V159H52ZM51 158V161H53L52 163H53V165L54 166H56L55 164H56V161L55 160H57V158L55 159V157L53 156ZM119 160H118V159ZM126 158V159H125ZM130 158V159H129ZM200 159H201V157H199ZM231 158V159H230ZM233 158V159H232ZM100 159H102V160H100ZM111 159H113L114 161H116V162H114L113 160H111ZM117 159V160H116ZM131 159H132V162H131ZM135 159H137V162H136V160ZM236 159V160H235ZM243 160V162H242V160ZM263 159V160H262ZM58 160H59V158H58ZM125 160V161H124ZM135 162H134V161ZM213 160V161H212ZM219 160H223V161H219ZM232 160V161H231ZM124 163H123V162ZM130 161V162H129ZM202 162H203V160H201ZM236 161V162H235ZM134 162V163H133ZM143 162V161H142ZM169 162V161H168ZM167 162V163H168ZM212 162V163H211ZM221 162H223V163H221ZM224 162H225V164H224ZM236 164H235V163ZM238 162V163H237ZM114 163H115V165H114ZM118 163H120V164H118ZM125 163H126V165H125ZM130 163H131V165H130ZM144 163V162H143ZM166 163V162H165ZM220 164V166H219V164ZM169 164V163H168ZM167 164V165H168ZM103 165V166H102ZM121 165V168H122V166H123V168L124 167H126L127 166V168L125 169V171H124V169L122 168V169H120V166ZM133 166V168L131 167V169L129 168L130 166ZM169 165H172V163H171V161H170V164ZM224 165V166H223ZM236 165H238L237 167H235ZM106 166V167H105ZM174 166V165H173ZM241 166V167H240ZM104 167V168H103ZM115 167H117V169L115 168ZM175 167V166H174ZM226 167H228L229 169H230V171H231V173H229L228 172V168H226ZM212 168V167H211ZM217 168H219V169H217ZM222 168V169H221ZM225 168L227 169V170H225ZM239 168V169H238ZM242 168V169H241ZM110 169V170H109ZM150 168H147L146 170H149ZM224 169V170H223ZM235 169H236V172H235ZM117 170V171H116ZM130 172H129V171ZM135 170V171H134ZM237 170H239L238 172H237ZM250 170V171H249ZM60 171L64 174V176H65V178H64V176H62L61 177V180H68L69 179V173L67 172V170H65V169H63V168H61L60 169ZM106 171V172H105ZM110 171L112 172V173H114L113 175H112V173H110ZM123 171H124V173H123ZM133 171H134V173L135 174H133ZM150 171V170H149ZM221 171V172H220ZM224 171H225V175H223L224 174ZM229 173V175H231V176H227L228 175V173ZM255 172V174H254V172ZM120 172V173H119ZM122 172V173H121ZM129 172V173H128ZM220 172V173H219ZM250 172V173H249ZM84 173L85 172H83V174L82 173H80V180H79V183H78V181L76 182V183H74L73 185H70L69 187H68V189L69 190H73V189H76V188H79V186L81 187V185H82V187H86L85 186V184H86V178L87 177H85V175H86V173H85V175H84ZM128 173V174H127ZM227 173V174H226ZM236 173H238L237 175H236ZM251 175V177L249 176V174ZM62 174V175H63ZM108 174V175H107ZM125 174V175H124ZM145 174V175H144ZM220 174V175H219ZM242 174H245V175H242ZM82 175H84V176H82ZM121 175V176H120ZM143 175H144V177H143ZM147 175L149 176L150 174L149 173H147ZM240 175V176H239ZM108 176V177H107ZM110 176V177H109ZM113 176V177H112ZM123 176V177H122ZM220 176V177H219ZM244 176V177H243ZM83 177H85L83 180H82V178ZM115 177V178H114ZM120 177V178H119ZM132 177V178H131ZM223 177V178H222ZM259 177L261 178V179H259ZM263 177V178H262ZM119 178V179H118ZM126 178V179H125ZM210 178V177H209ZM237 178V179H236ZM238 178H240V179H238ZM247 179V180H245V179ZM112 179V180H111ZM124 179V180H123ZM146 179V180H145ZM218 180V182H217V180ZM220 179H221V181H220ZM228 181H227V180ZM236 179V180H235ZM243 179V180H242ZM65 180V181H66ZM70 180V179H69ZM129 180V183L127 182ZM131 180V181H130ZM204 180H205V178H204ZM224 180V181H223ZM253 181V183H252V181ZM113 181H114V183H113ZM118 181V182H117ZM123 181H126V182H123ZM132 181H133V183H132ZM135 181V182H134ZM140 183H139V182ZM148 181V182H147ZM209 181H210V179H209ZM216 181V183L214 184V182ZM227 181V184L225 183ZM235 181V182H234ZM241 181V182H240ZM246 181V182H245ZM249 181V182H248ZM68 183L70 182V181H67ZM80 182H82V183H80ZM98 182V183H99ZM106 182V183H105ZM104 183L105 184H107L108 183V181H105ZM150 182V183H149ZM238 182H239V184H238ZM84 183V184H83ZM121 183V184H120ZM128 183V184H127ZM152 183V184H151ZM223 183V184H222ZM234 183V184H233ZM245 183H248V185L246 184V188H245V190L243 189L244 188V186H245ZM66 184V183H65ZM87 184H88V182H87ZM86 184V185H87ZM100 184H98L99 185V187H102V185H100ZM113 184H115V185H113ZM122 184H123V186H122ZM125 184L127 185V186H125ZM133 184V185H132ZM140 184V185H139ZM163 184V183H162ZM225 184V185H224ZM237 184V185H236ZM77 185H79V186H77ZM138 185V186H137ZM149 185V186H148ZM152 185V186H151ZM216 185H218V187L216 186ZM224 187H223V186ZM229 185V186H228ZM236 187H235V186ZM250 185V186H249ZM255 186V189L253 188L254 186ZM259 185H261L260 186V188L262 187L263 188V190H262V188L260 189L258 186ZM114 186H116L117 187V189H116V187H114ZM135 186V187H134ZM217 188V189H215V187ZM222 186V187H221ZM240 186V187H239ZM248 186V187H247ZM253 186V187H252ZM75 187V188H74ZM124 187V188H123ZM126 187V188H125ZM129 187H131L130 189H129ZM152 187V188H151ZM225 187H229L228 188V190H227V188H226V190H222V189H225ZM233 187H235V188H233ZM251 187V188H250ZM73 188V189H72ZM133 188V189H132ZM146 191V192H144V190ZM151 188V189H150ZM237 188H239V189H237ZM248 188H250V190L248 189ZM126 191H125V190ZM129 191H128V190ZM136 189V190H135ZM137 189H138V192H135V191H137ZM204 189L206 190L205 192H209V194L208 193H206L207 195L205 196V192H204ZM235 189H237V192L236 193H234V195L232 196V192H235L236 190ZM255 190V195H254V190ZM115 190H116V192H115ZM135 190V191H134ZM233 190V191H232ZM235 190V191H234ZM238 190H239V192L240 193H238ZM256 190H258V191H256ZM261 190V191H260ZM120 191V192H119ZM122 191V192H121ZM125 191V192H124ZM132 191V192H131ZM140 191V192H139ZM153 191V192H152ZM221 191V192H220ZM228 191V192H227ZM248 191V192H247ZM250 191V192H249ZM104 192V190L100 193V196H103V193ZM112 192V193H113ZM128 192H129V195H128ZM146 194H144V193ZM203 192V193H202ZM212 194H211V193ZM214 192V193H213ZM223 192H224V195H223ZM264 192V191H263ZM121 193H123V194H121ZM138 193V194H137ZM140 193H142L141 195H140ZM152 193V194H151ZM153 193H156L155 195H153ZM202 193V194H201ZM245 194L244 196H245V198L243 197V194ZM247 193V194H246ZM256 193H257V195H256ZM102 194V195H101ZM116 194V195H115ZM127 196H126V195ZM211 194V195H210ZM217 194V195H216ZM221 194V195H220ZM241 196V202H239V198H238V196L239 195ZM263 195H264V193H262ZM119 196V198H121V199H119L118 198V196ZM137 195V196H136ZM203 195V196H202ZM209 195V196H208ZM216 195V196H215ZM228 195V196H227ZM237 195V196H236ZM251 195V196H250ZM252 195H253V198H252ZM117 198H116V197ZM133 196H135V197H133ZM142 196V197H141ZM154 196V197H153ZM205 196V197H204ZM208 196V197H207ZM232 196V197H231ZM254 196H255V199H254ZM260 196V197H259ZM112 197V198H113ZM132 198V199H130V198ZM140 197V198H139ZM202 197V198H201ZM222 198V199H220L219 200V198ZM244 198V200L245 201H247L248 202V204H247V202H245L244 200H243V198ZM262 197V198H261ZM124 198V199H123ZM201 198V199H200ZM211 198V199H210ZM250 198H252V199H250ZM1 197H0V201H1ZM130 200V201H128V200ZM135 199H137V203L138 204H136V202L134 203V201H136ZM205 199V200H204ZM207 199V200H206ZM209 199V200H208ZM215 199H217V201H218V203L217 202H215ZM233 199V198H232ZM263 199V200H262ZM127 200V201H126ZM132 200H133V203H132ZM139 200V201H138ZM225 201L227 200V198H225L224 199ZM258 200V201H257ZM260 200V201H259ZM3 201V200H2ZM116 201L118 202V203H116ZM122 201H123V203H122ZM126 201V202H125ZM198 201H200V202H198ZM207 201V202H206ZM212 201V202H211ZM225 201H222L221 202V204L223 203V202H225ZM249 201H250V203H249ZM142 202V206H141V203ZM144 202V203H143ZM165 202V201H164ZM253 202H254V204H253ZM1 203V202H0ZM161 203H162V201H161ZM203 203V204H204ZM214 203H216L215 205H214ZM226 203V202H225ZM2 204H3V206L4 205H7L6 203H4V201L2 202ZM118 204H121L122 206L124 205V207L125 206H127V207H123V208H121L122 206L121 205H118ZM127 204V205H126ZM153 204V203H152ZM158 204V203H157ZM204 204V205H205ZM246 206H245V205ZM249 204H252V205H250V208L248 207L249 206ZM257 204V205H256ZM1 205V204H0ZM134 207H133V206ZM145 205H147V206H145ZM151 205V204H150ZM161 205V204H160ZM197 204L195 203V207H197L196 206ZM201 205V206H200ZM240 205V204H239ZM2 206V205H1ZM1 206H0V214L2 215H0V217H1V223L2 224H0V225H2V227H0V252H1V254H0V260H1V264H10V262H11V264H13V262H14V264H25L26 263V261H27V263L26 264H42L43 263V261H41V260H43V259H41L40 260V256L42 255V257L44 258V256L45 257H47V255H48V253H50V252H52V253H54V255H51L52 256V258L53 257H58L59 255H60V257H58V259L55 257V258H53V263L51 262V259H48L49 258V256H48V260L49 261H47V259H45V261H46V263H45V261H44V264H47V263H49V262H51V264H57V262H58V264H64V261H63V258H62V256H63V252L61 253L62 254V256H61V254H58V253H60L61 251H63V248H62V246L60 245V243H59V241L57 242H55V243H53L54 241H53V239H55L56 240V238H54V237H52V236H50L49 234H48V231L46 232L45 230H44V227H42V229H43V231H42V229H41V226H39V228L41 229V231L39 230V232H35V229H31L32 227L31 226H33L34 225V228H35V226H38L37 224H28L29 226V229H28V227H27V225H25V223L26 222H28L29 221V219L32 217L31 216V214L33 215V213H31V211L29 212H26V215H25V213L24 212H12V210H11V208H7L8 207V205L7 206H5L6 207V209L9 211V210H11V211H9V213L11 212V214H9L8 213V211L6 212V210H5V208H3L5 211H3V209H1ZM2 206V207H3ZM113 206V207H114ZM137 208H136V207ZM139 206V207H138ZM143 206L145 207L144 209H143ZM210 206H211V209L209 210V208H210ZM214 206V207H213ZM262 206V207H261ZM118 207H120V208H118ZM140 207H141V209H140ZM243 207H246V210L248 209V210H251V211H246L247 213H245V211H244V209L245 208H243ZM248 207V208H247ZM131 208V209H130ZM148 208H150V207H148ZM134 209H135V211H134ZM195 210L194 211H196V208H194ZM232 209V210H231ZM243 209V210H242ZM126 210V211H125ZM140 210V211H139ZM198 210V209H197ZM215 210V211H214ZM230 210H231V212H230ZM14 211V210H13ZM133 211V212H132ZM137 211V212H136ZM145 211V212H144ZM199 211V210H198ZM211 211H213V212H211ZM128 212V213H127ZM217 212V211H216ZM216 212L214 213V214H216ZM6 213V214H5ZM15 213H16V217H17V214L18 215H20V216H18L17 218H20L21 217V219H17L16 217H15ZM27 213H28V215H27ZM31 213V214H30ZM121 213V214H120ZM132 213H134L135 215H133ZM143 213V214H142ZM193 212H191V214H192ZM204 213V214H205ZM212 213V214H211ZM221 212L220 211H218V214H220ZM245 213V214H244ZM9 214V215H8ZM25 216H24V215ZM119 215V217H118V215ZM132 214V215H131ZM213 214V216L215 217V215ZM217 214V216H219ZM231 214V215H230ZM10 215L11 216H13L12 218L10 217ZM22 215H23V217H22ZM31 217H30V216ZM141 215V216H140ZM143 215V216H142ZM222 215V214H221ZM227 215V216H226ZM236 215H237V217H239V218H237L236 217ZM247 216V218H246V216ZM5 216V217H4ZM27 216V217H26ZM29 216V217H28ZM122 216V217H121ZM126 216V217H125ZM133 218H132V217ZM136 216V217H135ZM234 216V217H233ZM7 217L8 218H11L9 221L7 220ZM131 217V219H132V222H134V220L136 219V223H137V221H138V219L142 222H140V221H138V223L140 222V224L139 225H141V226H143L144 225V228L143 227H141V226H139V228L140 229H145V230H143L142 229V231H143V233L145 232L146 234H145V236H143L144 234L142 233V231H140V233H139V228L138 227H136V226H133L132 224V222L130 221L131 219H129ZM228 217V218H227ZM232 217H233V219H232ZM5 218V219H4ZM26 221H24L23 219ZM135 218V219H134ZM228 220H227V219ZM237 218V219H236ZM246 218V219H245ZM134 219V220H133ZM234 219H235V221H239V222H241V223H239V225H235V223L237 224V222H235L234 221ZM243 219V220H242ZM22 220V221H21ZM227 220V221H226ZM13 221V222H12ZM19 221V222H18ZM24 221V222H23ZM233 221V222H232ZM12 224H11V223ZM24 224H23V223ZM222 222L224 223V230L223 231H225V233L221 230L222 229ZM245 222V223H244ZM3 223H4V225H3ZM13 223H15V224H13ZM19 223H20V225H19ZM130 223H132V224H130ZM230 223V224H229ZM234 223V224H233ZM11 224V225H10ZM130 224V225H129ZM143 224V225H142ZM234 226H233V225ZM7 225V226H6ZM17 225V226H16ZM22 225H25L26 227H27V229H26V227L24 226H22ZM128 225V226H127ZM133 226V228H132V226ZM135 225V224H134ZM228 225V226H227ZM232 225V226H231ZM12 226V227H11ZM146 226V227H145ZM227 226V227H226ZM229 226H230V229H229ZM21 227H23V230H22V228ZM157 228H158V226H156ZM240 227V228H239ZM5 228V229H4ZM12 228V229H11ZM24 228H25V230H24ZM38 228V227H37ZM37 228H36V230H37ZM38 228V229H39ZM135 228H138V229H136V230H132V229H135ZM159 228H160V226H159ZM204 228V227H203ZM203 228L202 229H199V228H197V229H199V230H203ZM204 228V229H205ZM227 228V229H226ZM215 229V231H213ZM218 229V230H217ZM221 231H220V230ZM27 230H31L32 232H34L35 233V235L33 234V233H30V231H27ZM208 230L211 232H208ZM218 232H217V231ZM38 231V230H37ZM137 233H139L141 236L139 237V234H137ZM154 231V234L152 235L151 233ZM175 231V232H174ZM178 231H179V233H178ZM234 231V232H233ZM27 232H28V234H27ZM43 232H45V233H43ZM131 232H133L132 234L133 235H131ZM160 232V233H159ZM213 232H214V234H213ZM215 232H217V233H215ZM220 232V233H219ZM31 234V236H28V235H30ZM37 233H39L40 235L42 234V235H45V237L44 236H40L39 234V236L38 235H36ZM161 233H164L165 235H166V237H169V239L170 238H172V239H170V241H169V239L167 240L166 239V237L165 236H161V238H159L160 237V235H161ZM201 234V235H199V234ZM208 233V239H207V241H206V239H205V237H207L206 236V234ZM218 233H219V236L217 237V236H214L215 234L216 235H218ZM222 233V235H220ZM223 233L225 234L224 236H223ZM1 234H5V235H3V237H2V235ZM143 234V235H142ZM149 234V235H148ZM179 236H178V235ZM182 234V235H181ZM211 234H213V236L211 235ZM263 234V236H264V233H262ZM33 235V236H32ZM137 235V236H136ZM158 235V236H157ZM181 235V236H180ZM198 235H199V237H198ZM227 235H228V233H227ZM230 235H228V236H226L227 238L230 236ZM9 236V237H8ZM36 236V237H35ZM48 236V237H47ZM135 239H133L132 237ZM134 236H136V237H134ZM142 236H143V238H142ZM152 237L151 239L150 238H147V237ZM194 236V237H193ZM202 237V239H201V237ZM220 236H221V238H220ZM2 237V238H1ZM18 237H20L21 239H19ZM29 237H31L30 239H29ZM32 237H34V239L32 238ZM44 237V238H43ZM131 237V238H130ZM155 237H156V239H155ZM178 237H179V239H180V241H179V239H178ZM197 237V238H196ZM214 237H216V239L214 238ZM222 237H223V240H225V241H223L222 240ZM41 238H43V240L46 238L47 240L45 241L47 244H51V245H48L47 246V244H45V242L44 241H41L42 239ZM52 240H51V239ZM147 239V241L150 243H148V242H146V246H147V249H149V247H150V250L148 251V250H146L145 248V244L143 245V243L141 242V240H139L138 241V239H142V241H146V240H144V239ZM195 238V239H194ZM217 238H218V240H217ZM264 238V237H263ZM10 239H11V241H10ZM33 241H32V240ZM36 239H38V240H36ZM39 239H41V240H39ZM131 239V240H130ZM150 239V240H149ZM166 239V240H165ZM212 239V240H211ZM5 240H7V241H5ZM25 240V241H24ZM49 240V241H48ZM164 240V241H163ZM172 240V241H171ZM175 240H178V241H175ZM204 242L205 241V243H203L202 241ZM220 240V241H219ZM222 240V241H221ZM9 241H10V243H9ZM23 241V242H22ZM35 241V242H34ZM43 242V243H41V242ZM138 241V242H137ZM152 241V242H151ZM159 241H160V244H159ZM163 242V246H162V242ZM165 241H167V242H165ZM209 241H211L210 243H212V244H210L209 243ZM213 241V242H212ZM216 241V242H215ZM17 242V243H16ZM28 242V243H27ZM40 242V243H39ZM51 242V243H50ZM158 242V243H157ZM170 242H171V244H170ZM173 242H175L174 244H173ZM182 243V249H180L181 248V246H179V245H181V244H176V243ZM185 242V243H184ZM202 242V243H201ZM6 243H7V245H6ZM12 243H13V245H12ZM38 243V244H37ZM57 243V244H56ZM137 243H139V249H138V247L136 248V250H137V254L135 255V256H131V255H133V253L136 251L135 250V247L136 246H138V245H136ZM145 243V242H144ZM164 243L166 244V245H164ZM200 243H201V245H200ZM209 243L210 244V246H211V248H209V247H207L208 249L207 250H209V249H212V251L211 250H209V252L207 251V253H208V255H207V253H206V246H207V244ZM219 243H221V244H219ZM20 246H19V245ZM40 244H42V245H40ZM54 244H56L55 246H54ZM176 244V245H175ZM209 244H208V246H209ZM214 244H216V245H214ZM220 246H219V245ZM10 245V246H9ZM15 245V246H14ZM16 245H18V246H16ZM53 245V246H52ZM133 245V246H132ZM136 245V246H135ZM154 245V246H153ZM169 245V246H168ZM183 245H184V248L186 249V250H183ZM213 245H214V248H213ZM58 246H59V249H58ZM131 246H132V248L133 249H131ZM144 246V247H143ZM149 246V247H148ZM165 246L167 247V249L165 248ZM179 247V249H178V247ZM216 246H218V247H216ZM2 247V248H1ZM13 247V248H12ZM16 247V248H15ZM22 249H21V248ZM48 247V248H47ZM54 247V248H53ZM154 247V248H153ZM159 247H161L160 249H158ZM169 247H170V249H169ZM171 247H172V249H171ZM174 247H175V249H174ZM215 247H216V249H215ZM18 248H19V250L21 249L22 251H18ZM42 248V249H41ZM52 248V249H51ZM152 248V249H151ZM199 248H201L202 250H200ZM16 249H17V251H16ZM53 249H55V250H53ZM57 249H58V252H54V251H57ZM142 249V250H141ZM146 250V251H148L147 253H148V255L149 256H145V258H148L147 260L145 259V258H141V257H144V255L146 254V252H142L143 250ZM155 249V251H153ZM199 249V250H198ZM219 249V250H218ZM26 250V252H24ZM138 250H139V252H138ZM144 250V251H145ZM163 250V251H162ZM164 250H166V251H164ZM169 250H171V251H169ZM174 250V251H173ZM176 250V251H175ZM177 250H179L180 251V253H179V251H177ZM189 252H188V251ZM196 250V251H195ZM214 250V251H213ZM5 251H7V252H10L9 253V255L11 254V255H13V256H9L8 254H7V252H5ZM28 251V252H27ZM42 251H43V253H42ZM47 251V252H46ZM141 251V252H140ZM150 251L153 253V256H152V253H150ZM157 251V252H156ZM158 251H159V253H158ZM169 252V254L167 253L166 254V252ZM195 251V252H194ZM197 251L199 252V254L197 253ZM45 252V253H44ZM161 252V253H160ZM171 252V253H170ZM193 252V253H192ZM18 253H20V254H18ZM42 253V254H41ZM47 253V254H46ZM139 253V254H138ZM145 253V254H144ZM157 253V254H156ZM178 253V254H177ZM181 253H182V255H181ZM188 253V254H187ZM193 255H192V254ZM195 253V254H194ZM203 253V254H202ZM39 254H40V256H39ZM43 254H46V255H44L43 256ZM51 254V253H50ZM49 254V255H50ZM56 254V255H55ZM144 254V255H143ZM151 254V255H150ZM155 254H156V256H155ZM160 254H162V255H160ZM166 254V255H165ZM175 254V255H174ZM176 254H177V256H176ZM184 254V255H183ZM189 254H191L190 256H189ZM2 255V256H1ZM139 255H141V257H139L138 258V256ZM169 255V256H168ZM173 256V258H172V256ZM180 255V256H179ZM186 255V258H184L183 259V256H185ZM195 255V256H194ZM11 257L10 259H12V260H10L8 257ZM33 256V257H32ZM137 256V257H136ZM161 256H163V257H161ZM171 256V258H169ZM175 256H176V258H175ZM189 256V257H188ZM194 256V257H193ZM208 256H210V257H208ZM15 259H13V258ZM26 258L27 257V259H19V258ZM29 257H30V259H29ZM32 257V258H31ZM36 257H38V259H35ZM134 257V258H133ZM161 257V258H160ZM166 257V258H165ZM180 257H182V258H180ZM192 257V258H191ZM198 257V258H197ZM200 257V258H199ZM202 257H203V259H202ZM164 258V261L162 260ZM180 258V259H179ZM196 258H197V260H196ZM4 259V260H3ZM7 259H9V260H7ZM29 259V260H28ZM34 259V260H33ZM61 259V260H60ZM134 259V260H133ZM136 259H140V261H138V262H136L137 260ZM144 259H145V261H144ZM151 259V260H150ZM157 259V260H156ZM168 259H169V262H168ZM172 259V260H171ZM184 261H183V260ZM6 260V261H5ZM14 260V261H13ZM59 260V261H58ZM157 262H156V261ZM159 260V261H158ZM162 260V261H161ZM181 260V261H180ZM38 261V262H37ZM61 261H63V262H61ZM134 261V262H133ZM173 261V262H174ZM9 262V263H8ZM153 262V263H152ZM159 262V263H158ZM180 262V263H179ZM132 263H130V264H132ZM191 263V264H192ZM172 264H174V263H172ZM187 264V263H186ZM190 264V263H189Z\"/></svg>",
    "mask_w": 264,
    "mask_h": 264
},
{
    "label": "bare ground",
    "instance_id": "bare-ground-1",
    "mask_svg": "<svg viewBox=\"0 0 264 264\" xmlns=\"http://www.w3.org/2000/svg\"><path fill=\"white\" fill-rule=\"evenodd\" d=\"M32 1V0H31ZM30 1V2H31ZM36 1H39V0H36ZM41 1V0H40ZM47 1V0H46ZM49 1V0H48ZM154 1V0H153ZM162 1V0H161ZM171 0H169V2H170ZM177 1V0H176ZM200 1V0H199ZM216 1V0H215ZM218 2H219V0H217ZM223 1V0H222ZM231 1L232 0H230V4H229V6L231 5ZM235 1V0H234ZM241 1V0H240ZM239 1V2H240ZM243 2H244V0H242ZM241 1V2H242ZM33 2V1H32ZM44 2V1H43ZM56 2H57V0H56ZM81 2H82V0H81ZM100 2V1H99ZM148 2H151V0L150 1H148ZM163 2V1H162ZM167 2H168V0H167ZM168 2V3H169ZM173 2H175V1H173ZM172 2V3H173ZM179 2V0L177 1V3ZM180 2H181V0H180ZM184 2V1H183ZM189 2V1H188ZM191 2H192V0H191ZM196 2H198V1H196L195 0V4L194 5H196L197 3ZM210 2H211V0H210ZM225 2V1H224ZM228 2H229V0H228ZM242 2V3H243ZM247 2V1H246ZM35 3V2H34ZM44 3H48V2H44ZM43 3V4H44ZM49 3H51V2H49ZM97 4H98V2H96ZM171 3V2H170ZM203 3H206V2H203ZM202 2H201V4H203ZM212 3V2H211ZM210 3V4H211ZM217 3V2H216ZM226 3H227V1H226ZM225 3V4H226ZM234 2H232V4H233ZM235 3H237V1L235 2ZM257 3V2H256ZM255 3V4H256ZM43 4H42V6H43ZM79 4V3H78ZM146 4V3H145ZM163 4V3H162ZM164 4H166L165 3V1H164ZM183 4V3H182ZM189 4V3H188ZM219 4V3H218ZM218 4H216V5H218ZM26 5V4H25ZM28 5V4H27ZM51 5V4H50ZM76 5V4H75ZM170 5V4H169ZM168 5V6H169ZM172 5H174V4H172ZM179 5V4H178ZM184 5H185V3H184ZM193 5V4H192ZM204 5V4H203ZM212 5V4H211ZM215 4H214V7L216 6ZM220 5H222L221 3H220ZM243 5H245L246 6V3L244 2V4ZM263 5V4H262ZM40 6V5H39ZM84 6H86V4L84 5ZM151 6V5H150ZM153 6V5H152ZM167 6V5H166ZM166 6H164V7H166ZM168 6H167V11H168ZM190 6H191V4H190ZM196 6H198V5H196ZM201 5H199V8H201L200 7ZM227 6V5H226ZM234 6V5H233ZM237 6V5H236ZM235 6V7H236ZM240 6V5H239ZM242 6V5H241ZM249 6V5H248ZM21 7V6H20ZM28 7V6H27ZM31 7H33V6H31ZM48 7V6H47ZM54 7H55V5H54ZM77 7H78V5H77ZM80 7V6H79ZM147 7V6H146ZM157 7V6H156ZM163 7V8H164ZM171 7V6H170ZM172 7H174V6H172ZM177 7V6H176ZM180 7H183V5L181 6V3H180ZM186 7H187V4H186ZM193 7V6H192ZM205 7V5L202 7V8H204ZM223 7H224V5H223ZM235 7H233V8H235ZM250 7V6H249ZM39 8V7H38ZM45 8V7H44ZM64 9H65V7H63ZM154 8V7H153ZM178 8H179V6H178ZM177 8V9H178ZM191 8V7H190ZM189 8V9H190ZM213 8V7H212ZM232 8V7H231ZM239 8V7H238ZM251 8H253V7H251ZM3 9V8H2ZM28 9V8H27ZM35 9V8H34ZM37 9V8H36ZM55 9H57V8H55ZM116 9V8H115ZM149 9V8H148ZM151 9V8H150ZM149 9V10H150ZM177 9H174V10H177ZM187 9V8H186ZM193 9V8H192ZM205 9V8H204ZM206 11L208 12V8L206 7ZM216 9L218 10V7H216ZM215 9V10H216ZM225 9H227L226 7H224L222 10H225ZM229 9V8H228ZM244 9H246V8H244ZM248 9V8H247ZM246 9V10H247ZM1 10V9H0ZM4 10V9H3ZM8 10H9V8H8ZM11 10V9H10ZM19 10V9H18ZM40 10V9H39ZM39 10H37V11H39ZM42 10V9H41ZM54 10V9H53ZM61 10V9H60ZM88 10H89V12H92L91 11V8H88ZM118 10V9H117ZM156 10V9H155ZM165 10V9H164ZM188 10V9H187ZM191 10V9H190ZM195 10V9H194ZM216 10V11H217ZM220 10V9H219ZM231 10V9H230ZM230 10L228 11V13H230ZM234 10V9H233ZM237 10V9H236ZM250 10V9H249ZM254 10V9H253ZM252 10V11H253ZM28 11V10H27ZM46 11V10H45ZM56 11V10H55ZM62 11V10H61ZM76 11H78V10H76ZM157 11H158V9H157ZM156 11V12H157ZM170 11V10H169ZM181 11V10H180ZM192 11V10H191ZM206 11H205V13H206ZM251 11V12H252ZM15 12H17V11H15ZM42 12H43V10H42ZM49 12V11H48ZM72 12V11H71ZM106 12V11H105ZM172 12V11H171ZM184 12V11H183ZM186 12V11H185ZM187 12H189V10L187 11ZM221 12H223V11H221ZM226 12V11H225ZM232 12V11H231ZM248 12V11H247ZM261 12H262V10H261ZM264 12V11H263ZM4 13H5V11H4ZM10 13V12H9ZM8 13V14H9ZM11 13H12V11H11ZM33 13V12H32ZM31 13V14H32ZM39 13H41V12H39ZM50 13V12H49ZM76 13H79V11L78 12H76ZM82 13H85V12H82ZM154 13V12H153ZM169 13V12H168ZM176 13V12H175ZM210 13V12H209ZM218 13V12H217ZM1 14V13H0ZM15 14V13H14ZM30 14V13H29ZM34 14V13H33ZM86 14V13H85ZM89 14V13H88ZM88 14H86L87 15V17H89L90 16V14H89V16H88ZM158 14V13H157ZM160 14V13H159ZM167 14V13H166ZM177 14V13H176ZM175 14V15H176ZM186 14V13H185ZM189 14V13H188ZM212 14V13H211ZM219 14V13H218ZM224 14V13H223ZM222 14V15H223ZM226 14V13H225ZM256 14V13H255ZM45 14L43 13V16H44ZM46 15H47V12H46ZM79 15H80V13H79ZM81 15H83V14H81ZM80 15V16H81ZM102 15V14H101ZM104 15H106V14H104ZM109 15V14H108ZM154 15V14H153ZM171 15H172V13H171ZM177 15H179V14H177ZM183 15V14H182ZM187 15V14H186ZM185 15V16H186ZM2 16H3V12H2ZM6 16V15H5ZM20 16V15H19ZM22 16V15H21ZM34 16V15H33ZM42 16V15H41ZM55 16H56V14H55ZM55 16H53V19H54V17ZM76 16H78V14L76 15ZM97 16H98V14H97ZM159 16V15H158ZM161 16V15H160ZM168 16V15H167ZM189 16V15H188ZM205 16V15H204ZM203 16V17H204ZM212 16V15H211ZM228 16V15H227ZM248 16V15H247ZM262 16H264L263 14H262ZM9 17V16H8ZM17 17V16H16ZM23 17V16H22ZM31 17V16H30ZM38 17V16H37ZM46 17V16H45ZM49 17V16H48ZM47 17V18H48ZM60 17H62V16H60ZM86 17V18H87ZM90 17H93V16H90ZM118 17V16H117ZM131 17V16H130ZM173 17H175V16H173ZM183 17V16H182ZM203 17H201V18H203ZM251 17V16H250ZM250 17L249 18H247L246 17V19H250ZM261 17V16H260ZM21 18V17H20ZM20 18L18 19V20H20ZM46 18V19H47ZM56 18V17H55ZM64 18V17H63ZM105 18V17H104ZM115 18V17H114ZM120 18V17H119ZM125 18V17H124ZM166 18V17H165ZM179 18V17H178ZM177 18V19H178ZM184 18V17H183ZM186 18V17H185ZM210 18V17H209ZM208 18V19H209ZM222 18H223V16H222ZM255 18V17H254ZM33 19H34V17H33ZM33 19H32V21H33ZM44 19V18H43ZM58 19V18H57ZM62 18H60V20H61ZM81 19V18H80ZM127 19V18H126ZM150 19V18H149ZM151 19H152V17H151ZM151 19H150V21H151ZM176 19V20H177ZM182 19V18H181ZM197 19H199V18H197ZM211 19V18H210ZM209 19V20H210ZM245 19V18H244ZM3 20H7V19H3ZM2 19H1V17H0V197L2 198L1 199V205L3 206V204H2V202L4 201V203H6L7 205H8V209L9 208H11V210H12V212L14 213V212H24L25 213V215H26V212H30L31 211V213H33V215L31 214V218L29 219V221L28 222H26L23 218V220L26 222L25 223V225H27V227L29 226L28 224H37L38 226H35V228H34V225L33 226H31L32 228L31 229H35V232H39V230L41 231V229H42V227H44V230L47 232L48 231V234L50 235V236H52V237H54V238H56V240L55 239H53V243H55L57 240L59 241V243H60V245L62 246V248H63V251H61L60 253H58V254H61L62 252V254H63V256H62V254H61V256H62V258H63V261H64V264H130V263H132V262H130L131 260H132V257H131V260L129 259V254H130V252L132 253V251L130 250V252H129V250H128V248L130 249V247H128V246H130V244L129 243H131V241L130 242H128V237L130 236L129 235V233H130V231L128 232V229L129 228H126V224H123L124 222L121 220H119L118 218H117V216H116V214H115V211L117 212V210H115L114 211V208H115V206L113 205V202H115V199H114V197H113V194H114V190H113V186H112V184H111V182H109V180H105V181H108V183L107 184H105L106 182L105 181H103L102 179H101V184H100V180H99V177L97 178V176H96V174H95V171H96V169H97V166H100L99 165V163H101L104 159H103V157L101 156V158L103 159H100V160H102V161H99L98 162V159L96 158L97 157V155H96V149L99 147V144H100V147L102 148H99V150H105V149H107V150H111L110 148L112 147L111 145V136H110V134H111V132L110 131H108L106 128H107V126H105V125H102V126H105V128H104V130H103V128H102V130H103V132L101 131V129H99V131H101L102 133H103V135H101L100 133H99V131H98V127L99 126H97L96 125V123L94 122V121H96V120H93L94 118H95V116H96V114H95V116H94V113L92 114V113H89V118H88V120H84V119H82L81 120V115H82V112H81V114H79L80 112H78V113H76L77 111H74V110H76V109H78V107L76 108V107H74V109H71V106H70V109L71 110H73L74 112H75V115L73 116V118H72V115H71V113L69 114V117H71L72 118V120L74 121L76 118H77V120H75L74 122L69 118V117H67V113L66 114H64V113H61L60 114V112H59V108H58V111H56V109L54 108V105H55V102L54 101H56V105L59 103H57V98L58 97H56V95L57 96H59V98L61 97V96H63L62 95V93L60 94L59 93V95L58 94H53V95H50V97L47 95L46 96V99L43 97V98H40V100L41 99H45L46 100V102H47V104L45 105L44 104V102H43V104L45 105H43L44 106V108L42 107V106H39V104H38V102H36V101H34V97L32 98L31 96H36V94H38L36 91L34 92L33 90H36V89H33L32 91H29L28 93H30V92H32V94L33 93H35V95H29L27 92H25L26 90H28V89H21L19 86H18V89L20 88L21 90H22V92H21V90L20 91H18V89H17V85L21 82H19V83H17L16 84V82L17 81H15V79H18L15 75H14V69H15V67H14V64H15V66H16V69H17V66L19 65H16V63H20L21 65H23L24 67L23 68H25V64H24V62L21 60V59H19V57L18 56H16L14 53H15V46L16 45H18L17 43H16V45L14 44L15 42H14V40H13V38H12V36H11V34H12V32L10 33V31H9V28L6 26V24L8 23H6L5 24V21H3ZM12 20V19H11ZM22 20V19H21ZM25 20V19H24ZM35 20V19H34ZM50 20V22H52L51 20L52 19H49L48 18V21ZM55 20V19H54ZM59 20V19H58ZM63 20V19H62ZM89 20V19H88ZM118 20V19H117ZM136 20V19H135ZM153 20H154V17H153ZM165 20V19H164ZM169 20V19H168ZM171 20V19H170ZM195 20V19H194ZM202 20V19H201ZM212 20V19H211ZM211 20H210V23H211ZM215 20V19H214ZM254 20V19H253ZM259 20V19H258ZM257 20V21H258ZM39 21V20H38ZM48 21H46V22H48ZM89 21H93V19H91L90 18V20ZM122 21H124V20H122ZM127 21V20H126ZM157 21V20H156ZM163 21V20H162ZM167 21V20H166ZM173 21V20H172ZM198 21V20H197ZM227 21V20H226ZM232 21H233V19H232ZM241 21V20H240ZM243 21V20H242ZM245 21V20H244ZM264 21V20H263ZM25 22V21H24ZM43 22H45V20L43 21ZM58 22V21H57ZM78 22V21H77ZM83 22V21H82ZM86 22V21H85ZM95 22H96V20H95ZM107 22H109V19H108V17H107ZM136 22V21H135ZM153 22V21H152ZM192 22V21H191ZM190 22V23H191ZM209 22V21H208ZM217 22L219 23V21L217 20ZM230 22V21H229ZM234 22V21H233ZM235 22H236V20H235ZM248 22V21H247ZM12 23V22H11ZM93 23H94V21H93ZM125 23V22H124ZM158 23V22H157ZM174 23V22H173ZM173 23H171L170 22V24H173ZM196 23V22H195ZM195 23H194V25H195ZM200 23V22H199ZM216 23V22H215ZM220 23H222V22H220ZM220 23H219V26L221 27V25H220ZM232 23V22H231ZM230 23V24H231ZM236 23H238L239 24V21H237ZM245 23V22H244ZM253 23V22H252ZM255 23V22H254ZM253 23V24H254ZM261 24H262V22H260ZM9 24V23H8ZM18 24H19V22H18ZM22 24V23H21ZM25 24H26V22H25ZM25 24H24V27H26L25 26ZM38 24V22L36 23V25ZM43 24H45V23H43ZM49 24V23H48ZM88 24V23H87ZM131 24H133V23H131ZM189 24V23H188ZM214 24V23H213ZM233 24V23H232ZM235 24V23H234ZM240 24H242V23H240ZM247 24V23H246ZM245 24V25H246ZM260 24V25H261ZM11 25V24H10ZM13 25V24H12ZM11 25V26H12ZM42 25V24H41ZM50 25H52V24H50ZM54 25V24H53ZM60 25V24H59ZM89 25H91V23H89ZM122 25L123 24H121V27H122ZM134 25H135V23H134ZM156 25H158V24H156ZM159 25H161V24H159ZM174 25V24H173ZM184 25V24H183ZM190 25V24H189ZM217 25V24H216ZM242 25H244V24H242ZM244 25V26H245ZM256 25V24H255ZM254 25V26H255ZM259 24H258V26H260ZM264 25V24H263ZM18 26V25H17ZM47 26V25H46ZM56 26V25H55ZM66 26V25H65ZM85 26H86V24H85ZM88 26V25H87ZM86 26V27H87ZM94 26H96V25H94ZM93 26V27H94ZM106 26H108V25H106ZM106 26H105V28H106ZM133 26V25H132ZM172 26V25H171ZM175 26H176V24H175ZM196 26V25H195ZM213 26V25H212ZM211 26V24H210V27H212ZM219 26H218V28H219ZM225 26V25H224ZM224 26H222V27H224ZM233 26V25H232ZM239 26V25H238ZM249 26H251V25H249ZM253 26V25H252ZM257 26V27H258ZM27 27H29L28 25H27ZM69 27V26H68ZM71 27V26H70ZM89 27V29H90V26H88ZM92 27V28H93ZM100 27V26H99ZM98 27V28H99ZM197 27V26H196ZM213 27H216V26H213ZM226 27V26H225ZM224 27V28H225ZM18 28H19V26H18ZM23 28V25H22V27L20 28V29H22ZM41 28V27H40ZM65 27H63V29H64ZM84 28V27H83ZM96 28V27H95ZM160 28V27H159ZM163 27L161 26V29H162ZM175 28H177V27H175ZM190 28V31L192 32V25H191V27H189ZM227 28V27H226ZM237 28V27H236ZM245 28V27H244ZM250 28V27H249ZM261 28H262V26H261ZM260 28V29H261ZM12 29H14V28H12L11 27V30ZM25 29V28H24ZM30 29V28H29ZM29 29H26L27 31L29 30ZM41 29H43V28H41ZM75 29V28H74ZM79 29H81V28H78V30ZM86 29V28H85ZM100 29V28H99ZM106 29H108V28H106ZM136 29H137V25H136ZM182 29V28H181ZM193 29H196V28H193ZM220 29V28H219ZM218 29V30H219ZM253 29V28H252ZM254 29H255V27H254ZM23 30V29H22ZM44 31H47L46 29H43ZM49 30H50V28H49ZM67 30V29H66ZM76 30H77V28H76ZM76 30H74L73 32L74 33H79V32H76ZM77 30V31H78ZM96 30V29H95ZM102 30V29H101ZM124 30H127V27H126V29H124ZM177 30H178V28H177ZM245 30V29H244ZM246 30H249V29H246ZM15 31V30H14ZM26 31V32H27ZM43 31V32H44ZM52 31V30H51ZM71 31V30H70ZM80 31V30H79ZM86 31L87 30H85L84 31V33H86ZM91 31V30H90ZM97 31V30H96ZM161 31H163V30H161ZM189 31V32H190ZM194 31V30H193ZM234 31V30H233ZM253 31V30H252ZM22 32V31H21ZM25 32V33H26ZM30 32H32V31H28L27 33H30ZM52 32H54V31H52ZM64 31H62V33H63ZM72 32V31H71ZM70 32V33H71ZM72 32V33H73ZM83 32V31H82ZM89 32V31H88ZM102 32V31H101ZM125 32V31H124ZM164 32H166V30H164ZM167 32H169V30H167ZM181 32V31H180ZM211 32V31H210ZM209 32V33H210ZM224 32H226V31H224ZM231 32H232V30H231ZM236 32V31H235ZM256 32V31H255ZM259 32V31H258ZM24 33V34H25ZM66 33H68V35L69 36H71L72 35V38H73V35L74 34H69V32H67L66 31ZM91 33H92V31H91ZM103 33V32H102ZM101 33V34H102ZM126 33V32H125ZM132 32L131 31H128V35L129 34H131ZM161 33H163V32H161ZM188 33V32H187ZM199 33V32H198ZM248 33V32H247ZM257 33V32H256ZM260 33V32H259ZM20 34V33H19ZM31 34V33H30ZM40 34H41V32H40ZM40 34H38V35H40ZM45 34V33H44ZM57 34V33H56ZM59 34V33H58ZM80 34V33H79ZM83 34V33H82ZM87 34V33H86ZM127 34V33H126ZM166 34H168V33H166ZM182 34H183V32H182ZM192 34V33H191ZM211 34H212V32H211ZM232 34V33H231ZM243 34V33H242ZM13 35H14V33H13ZM29 35V34H28ZM32 35V34H31ZM35 35V34H34ZM37 35V34H36ZM45 35H47V36H49L48 34H45ZM64 35V34H63ZM68 35H64L65 36V38L66 37H68ZM81 35V34H80ZM80 35H79V37H80ZM90 35V34H89ZM89 35H87V36H89ZM109 35V34H108ZM170 35V34H169ZM194 35V34H193ZM196 35V34H195ZM228 35H230V34H227V37H228ZM232 35H234V34H232ZM236 35V34H235ZM245 35V34H244ZM261 35V34H260ZM22 36H24V35H22ZM33 36V35H32ZM41 36V35H40ZM44 36V35H43ZM51 36V35H50ZM59 36V35H58ZM75 36V35H74ZM86 36V37H87ZM91 36H93L94 37V35L92 34ZM102 36V35H101ZM131 36V35H130ZM133 36V35H132ZM143 35H141V37H142ZM165 36V35H164ZM174 36V35H173ZM208 36H210V35H208ZM240 36H241V34H240ZM243 36V35H242ZM246 36H248V34H246ZM261 36H263L264 37V33H263V35H261ZM36 37V36H35ZM57 37V36H56ZM78 37V38H79ZM106 37V36H105ZM105 37H103V38H105ZM109 37V36H108ZM190 37V36H189ZM198 37H199V35H198ZM235 37V36H234ZM237 37V36H236ZM249 37H251V35L249 34ZM254 37V36H253ZM14 38H15V36H14ZM25 38L27 39V35H25ZM29 38V37H28ZM38 38V37H37ZM42 38H44V37H42ZM50 38V37H49ZM72 38L70 39V37H69V39L70 40H72ZM81 38V37H80ZM83 38V37H82ZM170 38H172V35L170 36ZM173 38H175V37H173ZM172 38V41L174 40ZM177 38V37H176ZM190 38H193V36L192 37H190ZM206 38H207V36H206ZM213 38V37H212ZM226 38V37H225ZM230 38H232V37H230ZM229 38V39H230ZM239 38V37H238ZM243 38H247V37H244L243 36ZM257 38V37H256ZM255 38V39H256ZM16 40H17V38H15ZM31 39V38H30ZM33 39H34V37H33ZM36 39V38H35ZM48 39V38H47ZM60 39V38H59ZM69 39H68V42H69ZM77 39V38H76ZM89 39H90V37H89ZM92 39V38H91ZM109 39V38H108ZM108 39H107V41H108ZM145 39V38H144ZM168 39V38H167ZM193 39H195V38H193ZM207 39H210L209 37L207 38ZM235 39V38H234ZM258 39V38H257ZM29 40V39H28ZM38 40V39H37ZM36 40V41H37ZM43 40V39H42ZM42 40H40V41H42ZM46 40V39H45ZM44 40V41H45ZM50 40H51V38H50ZM50 40H49V42H50ZM55 40V39H54ZM74 38H73V42H74ZM79 40H81V39H79ZM93 40V39H92ZM104 40V39H103ZM171 40V39H170ZM176 40V39H175ZM179 40V39H178ZM191 40V39H190ZM196 40V39H195ZM198 41H199V39H197ZM226 40V39H225ZM231 40H233V39H231ZM235 40H237V39H235ZM246 40V39H245ZM245 40H243L244 41V43L246 44V41ZM249 40H251V38L249 39ZM31 41H34V40H32L31 39ZM44 41H42V42H44ZM82 41V40H81ZM86 40H84L83 42H85ZM90 41V40H89ZM89 41H86L85 43H87V42H89ZM94 41H96L95 39L93 40V42ZM100 41H102V40H100ZM198 41H196L197 43H198ZM210 41H211V39H210ZM227 41H229V40H227ZM255 41V40H254ZM21 42V41H20ZM26 42V41H25ZM47 42V41H46ZM53 39H52V42H50V43H52V49H54L55 47L58 49V46L59 45H61L62 43H64V40L62 39V43H60V44H56L55 42V44L57 45H53ZM71 42V41H70ZM71 43V44H73V46H75L76 47V45H75V43H77V42H74V43ZM82 42V43H83ZM92 42V41H91ZM97 42H99V41H97ZM97 42H95V44H97ZM104 42L105 41H103V44H104ZM146 42V40H144V43ZM181 42H182V40H181ZM184 42V41H183ZM190 42V41H189ZM213 42V41H212ZM232 42H234V41H232ZM239 42V41H238ZM250 42H252V43H250ZM250 42H247V44L248 43H250L249 45H257V47H252V45L251 46H248L247 48L246 47H244V48H246V50L247 49H249V47H251L252 49H253V53H254V51H258L259 52V50L260 49H256L255 50V48H258V46H261V45H258L257 43H253V41L251 40ZM258 42V41H257ZM264 42V41H263ZM40 43V42H39ZM79 43V42H78ZM109 43H110V41H109ZM149 43V42H148ZM200 43V42H199ZM209 43H211V42H209ZM240 43V42H239ZM239 43H237V45L239 44ZM260 43H262L261 41H260ZM31 44V43H30ZM41 44V43H40ZM80 44V43H79ZM90 45H88V43L87 44H85V47L86 48H88L87 46H91L92 44L91 43H89ZM263 44V43H262ZM43 45V44H42ZM44 45H47L46 43L44 44ZM43 45V46H44ZM81 45V44H80ZM87 45V46H86ZM100 44H98V46H99ZM106 45V44H105ZM104 45V46H105ZM112 45H114V44H111V46ZM122 45V44H121ZM186 45V44H185ZM197 45V44H196ZM228 45H229V43H228ZM236 45V46H237ZM242 45H243V43H242ZM20 46V45H19ZM33 46V45H32ZM40 47H42V49H43V46H41V45H39ZM38 46V47H39ZM55 46V47H54ZM77 46H79V45H77ZM93 46H96V45H93ZM109 46H110V44H109ZM188 46H189V44H188ZM230 46H232V43L230 44ZM233 46H235V43H234V45ZM49 47V46H48ZM48 47H46V49L48 50ZM54 47V48H53ZM62 48H59L58 50L60 51H58V53L56 54L55 52L53 53V54H55L58 58L60 57V56H62L63 54H60V56L58 55L59 53H63L64 51H66L67 49L68 50H70L71 51V48L69 47V45H66V44H64V47L66 48H64L63 46H61ZM80 47V46H79ZM84 47V46H83ZM117 47V46H116ZM123 46H121V48H122ZM134 47V46H133ZM149 47V46H148ZM187 47V46H186ZM193 47V46H192ZM229 47V46H228ZM239 47V46H238ZM237 47V49H239ZM242 47V46H241ZM263 47H264V44H263ZM263 47H260L261 48V51H260V53H262L261 55H263V57H264V48ZM22 48H24V46L22 47ZM21 48V49H22ZM26 49H27V47H25ZM56 48H55V50H56ZM63 48L65 49V50H63ZM78 48V47H77ZM76 48V49H77ZM86 48H85V50H86ZM97 48H99V47H97ZM110 48V47H109ZM112 48V47H111ZM110 48V49H111ZM124 48V47H123ZM150 48V47H149ZM190 48H191V45H190ZM232 48V47H231ZM236 48V47H235ZM234 48V49H235ZM263 48V49H262ZM17 49V51H18V47L16 48ZM20 49V50H21ZM78 49H80V48H78ZM89 49H90V47H89ZM91 49H92V47H91ZM91 49H90V51H91ZM94 49V48H93ZM92 49V50H93ZM101 49V48H100ZM144 49V48H143ZM155 48H153V50H154ZM158 49V48H157ZM233 49V48H232ZM241 49V48H240ZM251 49V50H252ZM20 50L18 51V53H20ZM24 50V49H23ZM39 50H40V48H39ZM45 50V49H44ZM62 50H63V52H62ZM82 50H84V49H82ZM81 50V53L83 52ZM107 50H108V48H107ZM123 50V49H122ZM135 50V49H134ZM150 50H152V48H150ZM185 50V49H184ZM189 50V49H188ZM194 50H195V48H194ZM49 51H50V49H49ZM80 51V50H79ZM79 51H78V53H79ZM86 51H88V49L86 50ZM95 51V50H94ZM93 51V52H94ZM103 51V50H102ZM111 51H112V49H111ZM113 51H115V50H113ZM112 51V52H113ZM130 51H131V49H130ZM133 51V50H132ZM155 51H157V50H155ZM159 51V50H158ZM196 51V50H195ZM232 51V50H231ZM26 53H27V55L28 54H30V55H32V54H34V53H29V52H32V51H28V50H26L25 51ZM57 52V51H56ZM69 52V51H68ZM68 52H67V54H68ZM73 52V51H72ZM93 52H91L92 54H93ZM97 52H100L101 53V51L99 50V51H97ZM107 52V51H106ZM108 52H110V51H108ZM107 52V54H108V56H109V53ZM111 52V53H112ZM118 52V51H117ZM243 52H245V51H243ZM26 53H24V54H26ZM87 53H90L89 51L87 52ZM86 53V54H87ZM104 53V52H103ZM119 53V52H118ZM132 53V52H131ZM153 53V52H152ZM246 54H250L249 52L247 53V52H245ZM243 54L244 55V57L245 56H247L246 54ZM256 53V52H255ZM259 53V54H260ZM44 54V53H43ZM48 54V53H47ZM74 54V53H73ZM85 54V53H84ZM84 54L82 55V56H84ZM92 54H89V55H92ZM95 54V53H94ZM102 54V53H101ZM157 54H159V53H157ZM241 54V55H242ZM258 54V53H257ZM16 57H18V59H19V61L18 62H14V57L15 56ZM70 55V54H69ZM72 55V54H71ZM81 55V54H80ZM114 55V54H113ZM113 55H111L112 57H114ZM116 55H119V54H115V56ZM127 55V54H126ZM130 55V54H129ZM161 55V54H160ZM251 55V54H250ZM29 56V55H28ZM32 56H36L35 54L34 55H32ZM44 56H46L45 54H44ZM64 56V55H63ZM65 56H67V55H65ZM65 56H64V58H65ZM74 56V57H73ZM99 55L97 54L95 57L97 58ZM103 56H104V54H103ZM143 56H146L145 55V53H144V55ZM148 56H149V54H148ZM38 57H40L39 55H38ZM48 57H50V56H48ZM72 57H73V59H71L72 61H74L73 62V64L75 63L76 64V66H78L79 68H77V71H78V73L77 74H79L80 73V71L81 70H78V69H82V70H85V72H86V74L87 75H90L91 77H98V75H95L94 76V74H96L97 72L96 71H98V69L96 70V66H97V60L96 61H94L93 59L94 58H91L90 56H86L87 58H85L84 57V60H83V57H81V56H79V55H76V53H75V55H72ZM90 57V58H89ZM101 57V56H100ZM117 57V56H116ZM128 57V56H127ZM147 57V56H146ZM145 57V60H147V58ZM163 57H165V56H163ZM169 57V56H168ZM167 57V58H168ZM37 58V57H36ZM35 57H34V59H36ZM44 58L45 57H42L41 59L39 58V61H38V58L36 59L39 63H40V60L41 61H43L44 60ZM51 59H52V57H50ZM56 58V57H55ZM55 58H53V59H55ZM63 58V57H62ZM67 58V57H66ZM69 58H71V57H68L67 58V60H69ZM104 58V57H103ZM111 58V57H110ZM155 58H157V57H155ZM243 58V57H242ZM247 58V57H246ZM25 59V58H24ZM33 59V58H32ZM43 59V60H42ZM52 59V60H53ZM60 59H61V57H60ZM87 59V60H86ZM112 59V58H111ZM118 60L119 59H121L122 60V58L120 57H118L117 58ZM149 59V58H148ZM176 59V58H175ZM177 59H178V57H177ZM176 59V60H177ZM181 59H184L183 57L181 58ZM66 60V59H65ZM64 59L62 60V61H65ZM67 60L65 61V63L67 62ZM99 60H101V59H99ZM112 60H115V57H114V59H112ZM117 60V61H118ZM129 60H130V58H129ZM164 60L165 59H163L162 58V60L161 61H163V63L162 64H164ZM168 60V59H167ZM179 60V59H178ZM28 61L29 60H27V62H26V60H25V63H26V66L28 67V69H29V71H30V68H33L35 65H33L32 63H31V65H32V67H29V64L30 63H28ZM45 61V60H44ZM58 61V60H57ZM84 61V62H83ZM86 61V62H85ZM116 61V60H115ZM117 61H116V63H117ZM148 61V60H147ZM158 61V60H157ZM166 61V60H165ZM168 61H170V60H168ZM172 61H174V60H172ZM204 61H206V60H204ZM258 61H260V59L258 60ZM23 64H22V63ZM46 62V63H45ZM44 62V64H47V66H45V67H48V66H56V65H52V64H54L55 63V60H54V62H52V61H50V60H46ZM96 62V65H94V63ZM104 62V61H103ZM114 62V61H113ZM120 62V61H119ZM123 62V61H122ZM122 62H120L121 64H122ZM133 62V61H132ZM131 62V63H132ZM156 62V61H155ZM171 62V61H170ZM180 62V61H179ZM179 62H178V64H179ZM261 62L263 63L264 61H263V59L261 60ZM27 63H28V65H27ZM42 63V62H41ZM70 63H72V62H70ZM87 63V64H86ZM99 63V62H98ZM136 63V62H135ZM135 63H134V65H135ZM138 63V62H137ZM174 63V62H173ZM172 63V64H173ZM206 63V62H205ZM261 63V64H262ZM56 64V63H55ZM73 64H71V65H73ZM99 64H101V61H100V63ZM104 64V63H103ZM106 64H107V62H106ZM124 64V63H123ZM129 64V63H128ZM159 64V63H158ZM165 64H167L166 62H165ZM165 64H164V66H165ZM175 64V63H174ZM180 64H181V62H180ZM258 64V63H257ZM264 64V63H263ZM30 65V66H31ZM66 65H69V63L67 64L66 63ZM68 66V67H72V66ZM102 65V64H101ZM125 65V64H124ZM140 65H142L141 63H140ZM157 64H155V66H156ZM161 65V64H160ZM168 65H170L169 63H168ZM182 65V64H181ZM228 65H230V64H228ZM227 65V66H228ZM232 65V64H231ZM259 65V64H258ZM104 66H105V64H104ZM103 66V67H104ZM107 66H108V64H107ZM111 66V65H110ZM109 66V67H110ZM117 66H119V64L117 65ZM121 66V65H120ZM133 66V65H132ZM147 66H148V64H147ZM159 66V65H158ZM158 66H156V67H158ZM171 67H174V66H172V65H170ZM262 66V65H261ZM264 66V65H263ZM27 67L25 68V69H27ZM40 67V66H39ZM52 67V68H53ZM75 67V66H74ZM96 67V68H95ZM123 67H125V66H123ZM130 67V66H129ZM135 67V66H134ZM149 67H150V65H149ZM159 67H163V66H159ZM170 67V68H171ZM18 68H20V67H18ZM21 68H22V66H21ZM50 68V67H49ZM56 68H58V67H56ZM73 68V67H72ZM100 68H101V66H100ZM113 68V67H112ZM112 68H110V69H112ZM137 68H139L140 69V67H137ZM164 68H166V66L164 67ZM170 68H168V70L170 69ZM175 68V67H174ZM179 68V67H178ZM199 68V67H198ZM212 68V67H211ZM214 68V67H213ZM230 68H231V66H230ZM234 68V67H233ZM262 68V67H261ZM25 69H22L23 71H28V70H25ZM39 69H41V68H38V69H36V70H39ZM70 69V68H69ZM76 68H74V70H75ZM107 69H108V67H107ZM109 69V70H110ZM127 69V68H126ZM134 69V68H133ZM136 69V68H135ZM157 69V68H156ZM159 69V68H158ZM173 69V68H172ZM263 69H264V67H263ZM19 70H21V69H19ZM35 70V71H36ZM74 70H73V72H74ZM100 70V69H99ZM103 70H104V68H103ZM105 70H106V67H105ZM108 70V71H109ZM163 70V69H162ZM165 70H167V69H165ZM171 70V69H170ZM177 70V69H176ZM175 70V71H176ZM205 70V69H204ZM21 72L22 74L24 73V72ZM39 71H43L42 69L41 70H39ZM77 71H75V72H77ZM101 71V70H100ZM111 71V70H110ZM114 71V70H113ZM112 71V72H113ZM119 71V70H118ZM117 71V72H118ZM127 71V70H126ZM233 71V70H232ZM260 71V70H259ZM32 72H33V69H32ZM43 72H47V71H43ZM96 72V73H95ZM105 72V71H104ZM117 72H116V74H117ZM134 72V71H133ZM169 72V71H168ZM171 72V71H170ZM234 72V71H233ZM262 72V71H261ZM19 73V72H18ZM29 73H31V71L29 72ZM28 73V74H29ZM34 73V75H35V72H33ZM37 73H38V71H37ZM102 73V72H101ZM114 73V72H113ZM119 73H121L120 71H119ZM153 73V72H152ZM167 73V72H166ZM172 73H174V72H172ZM176 73H178V71L176 72ZM204 73H205V71H204ZM256 73V72H255ZM26 74V73H25ZM38 74H40V73H38ZM52 74V73H51ZM85 74V73H84ZM121 74H123V73H121ZM132 74H134V73H132ZM169 74V73H168ZM206 74V73H205ZM257 74V73H256ZM259 74V73H258ZM261 74V73H260ZM27 75V74H26ZM25 75V76H26ZM34 75H32V76H34ZM41 75H43L42 73H41ZM46 75H49V73H47V74H45V76H44V79L45 78H47L46 77ZM81 75V74H80ZM79 75V76H80ZM105 75V74H104ZM103 75V77L105 78V76ZM108 75H110V74H108ZM137 75V74H136ZM135 75V77H137ZM177 75V74H176ZM212 74H210V76H211ZM248 76H251V75H249V74H247ZM254 75V74H253ZM252 75V76H253ZM262 75V74H261ZM16 78H15V77ZM24 76V75H23ZM24 76V77H25ZM36 76H38V75H36ZM42 76V77H43ZM51 77H52V75H50ZM56 75H53V77H55ZM100 76V75H99ZM112 76V75H111ZM116 76V75H115ZM125 76V75H124ZM179 76V75H178ZM177 76V77H178ZM213 76H214V78H215V75H214V73H213ZM218 76V75H217ZM233 76V75H232ZM257 76V75H256ZM28 77H29V75H28ZM53 77H52V81H53ZM59 77V76H58ZM63 77V76H62ZM83 77H85V76H83ZM107 77V76H106ZM122 77V76H121ZM126 77V76H125ZM128 77V76H127ZM207 77H208V74H207ZM212 77V76H211ZM221 77V76H220ZM253 77H255V76H253ZM15 78V79H14ZM19 78H21V79H23L22 77H19ZM26 78V77H25ZM33 78V77H32ZM37 78V77H36ZM79 78H81L82 79V77H79ZM110 77L108 76V79H109ZM112 78V77H111ZM139 78V77H138ZM138 78H137V81H138ZM173 78V77H172ZM219 78V77H218ZM261 78V77H260ZM28 79V78H27ZM27 79H26V81H27ZM34 79V78H33ZM39 77H38V81H39ZM49 79V78H48ZM54 79H56V77L54 78ZM88 79V78H87ZM103 79V78H102ZM107 79V80H108ZM116 79V78H115ZM114 79V80H115ZM215 79H217V78H215ZM214 79V80H215ZM221 79V78H220ZM246 79V78H245ZM251 79V78H250ZM263 79V78H262ZM23 80H25V79H23ZM30 80H32V79H30ZM43 80V79H42ZM84 80V79H83ZM98 80H99V78H98ZM105 79H103L102 81H104ZM111 80V82L113 83V81H112V79H110ZM173 80V79H172ZM175 80V79H174ZM173 80V81H174ZM179 80V79H178ZM219 80V79H218ZM217 80V81H218ZM229 80H231V79H229ZM261 80V79H260ZM37 81V82H38ZM44 81V80H43ZM47 81V80H46ZM45 81V82H46ZM87 81V80H86ZM93 81V80H92ZM109 81V80H108ZM169 81H171V80H169ZM232 81V80H231ZM258 81V80H257ZM28 82H30L29 80H28ZM27 82V83H28ZM34 82V81H33ZM44 82V83H45ZM50 82V81H49ZM48 82V83H49ZM60 82V81H59ZM64 82V81H63ZM120 82V81H119ZM125 82V81H124ZM140 82V81H139ZM178 82V81H177ZM176 82V83H177ZM221 82V81H220ZM222 82H224V80L222 81ZM228 82V81H227ZM230 82V81H229ZM263 82H264V79H263ZM262 82V83H263ZM22 83V82H21ZM35 83H36V81H35ZM34 83V85H36ZM54 83V82H53ZM56 83V82H55ZM62 83V82H61ZM118 83V82H117ZM170 83V82H169ZM175 83V82H174ZM231 83V82H230ZM227 84L226 85V87H228L229 85L230 86H232L231 84ZM255 83V82H254ZM257 83V82H256ZM259 83L260 84H262L260 81H259ZM258 83V84H259ZM24 84V83H23ZM31 84H33V83H31ZM66 84V83H65ZM65 84H63V85H65ZM93 84V83H92ZM116 84V83H115ZM125 84H126V82H125ZM125 84H123V86H125ZM130 84V83H129ZM141 84V83H140ZM223 84H225V83H223ZM243 84V83H242ZM241 84V85H242ZM38 86H41V85H43V84H37ZM45 85V84H44ZM47 85V84H46ZM45 85V86H46ZM50 85V84H49ZM52 85V84H51ZM56 85H57V83H56ZM61 85V84H60ZM89 85V84H88ZM121 85H122V83H121ZM133 85V84H132ZM235 85V84H234ZM257 85V84H256ZM29 86V85H28ZM54 86V85H53ZM66 86V85H65ZM72 86V85H71ZM87 86V85H86ZM171 86H173V84L171 85ZM244 86V85H243ZM251 86V85H250ZM249 86V87H250ZM262 86H264V85H262ZM43 87V86H42ZM41 87V88H42ZM47 87V86H46ZM57 87V86H56ZM75 87V86H74ZM99 87H100V85H99ZM131 87V86H130ZM135 87V86H134ZM223 87V86H222ZM258 87V86H257ZM44 89L42 90V92L45 90V87H43ZM60 88H62V87H60ZM71 88V87H70ZM78 89H75V90H78L79 91V87H77ZM132 88H133V86H132ZM229 88H231V87H228V89ZM258 88H261V86L260 87H258ZM47 89V88H46ZM53 89V88H52ZM52 89H51V91H52ZM58 89V88H57ZM73 89V88H72ZM71 89V90H72ZM83 89V88H82ZM106 89V88H105ZM136 89V88H135ZM134 89V90H135ZM224 89V88H223ZM222 89V90H223ZM262 89V88H261ZM23 90H25L24 91V94H23ZM30 90V89H29ZM48 90V89H47ZM47 90H45V91H47ZM68 90H70L69 88H68ZM86 90V89H85ZM133 90V89H132ZM139 90V89H138ZM219 90V92H220V89H218ZM232 90V89H231ZM233 90H235V89H233ZM239 90V89H238ZM248 90V89H247ZM251 90V89H250ZM255 90V89H254ZM254 90H252V91H254ZM258 90V89H257ZM263 90H264V88H263ZM38 91H39V89H38ZM45 91H44V95L46 94L45 93ZM53 91L55 92V91H57V90H54L53 89ZM52 91V92H53ZM63 91H65V90H63ZM88 91V90H87ZM140 91V90H139ZM225 91H226V88H225ZM230 91V90H229ZM241 91H242V89H241ZM241 91H239V92H241ZM245 91V90H244ZM39 92H41V89H40V91ZM42 92H41V95H42ZM50 92V91H49ZM73 92V91H72ZM86 92V91H85ZM246 92V91H245ZM249 92V91H248ZM247 92V93H248ZM259 92H261V91H259ZM25 93H27V94H25ZM47 93H48V91H47ZM51 93V92H50ZM50 93H48V94H50ZM66 93V92H65ZM64 93V94H65ZM74 93V92H73ZM76 93V92H75ZM89 93H91V92H89ZM216 93V92H215ZM236 93V92H235ZM238 93V92H237ZM256 93H257V91H256ZM19 94H23V96H21V95H19ZM40 94V93H39ZM39 94H38V96H39ZM71 94V93H70ZM95 94V93H94ZM150 94V93H149ZM161 94V93H160ZM214 94V93H213ZM220 94V93H219ZM222 94H224V93H222ZM222 94H220V95H222ZM230 94H231V91H230ZM233 94V93H232ZM231 94V95H232ZM264 94V93H263ZM40 95V96H41ZM61 95V96H60ZM66 95H67V93H66ZM76 95V94H75ZM74 95V96H75ZM79 95H81V94H79ZM87 95V94H86ZM152 95V94H151ZM159 95V94H158ZM215 95V94H214ZM225 95V94H224ZM236 95H238V96H241V94L239 95V94H236ZM253 95V93L250 95V96H252ZM257 95V94H256ZM37 96V98H38V100H39V97ZM53 96H55V99H54V101H53V99L52 98H54ZM65 96V95H64ZM77 96H78V94H77ZM92 96V95H91ZM145 96V95H144ZM156 96V95H155ZM161 96V95H160ZM219 96V95H218ZM226 96V99H228V97L230 98V95H225ZM225 96H224V98H225ZM228 96V97H227ZM238 96H236V98L238 97ZM245 96H247V94L245 95ZM249 96V95H248ZM249 96V97H250ZM50 98V100H48L49 98ZM66 97V96H65ZM64 97V98H65ZM76 97V96H75ZM96 97V96H95ZM149 95L147 96V98L149 99ZM215 97H217V96H215ZM223 97V96H222ZM253 97V96H252ZM262 97H264V95L262 96ZM36 98V99H37ZM58 98V99H59ZM64 98L62 97V98H60L61 100L63 99L64 100ZM69 98V97H68ZM80 98V97H79ZM84 98V97H83ZM83 98H82V100H83ZM145 98V97H144ZM153 98H155L154 96H153ZM152 98V99H153ZM220 98V97H219ZM241 98H243V97H241ZM246 98H248V97H246ZM251 98V97H250ZM255 98V97H254ZM35 99V100H36ZM52 99V100H51ZM59 99V101L60 102H65V101H61ZM130 99V98H129ZM223 99V98H222ZM231 99V98H230ZM257 99V98H256ZM255 99V100H256ZM39 100V101H40ZM44 100V101H45ZM80 100V99H79ZM78 100V101H79ZM85 100V99H84ZM90 101L89 99H86L85 101ZM146 100V99H145ZM224 100V99H223ZM231 100H234V99H231ZM247 100V99H246ZM248 100H250V99H248ZM42 101V100H41ZM49 101H51V105H52V102H53V107H51L50 105L49 106H47L48 105V103H49ZM68 102H69V100H67ZM75 101V100H74ZM73 101V102H74ZM77 101V102H78ZM85 101L84 102H82V103H84L85 104ZM100 101V100H99ZM98 101V102H99ZM135 101V100H134ZM139 101V100H138ZM150 101H151V99H150ZM158 101V100H157ZM227 101H229V100H227ZM235 101V100H234ZM240 101V100H239ZM242 101H243V99H242ZM35 102V103H34ZM45 102V103H46ZM67 102V103H68ZM76 102V101H75ZM74 102V103H75ZM94 102V101H93ZM102 102V101H101ZM103 102H106V101H104L103 100ZM131 102H133V101H131ZM144 102V101H143ZM153 102H155V101H153ZM161 102V101H160ZM226 102V101H225ZM248 102H250V101H248ZM253 102V101H252ZM38 104V105H35V104ZM42 103V102H41ZM80 103V102H79ZM95 103V102H94ZM139 103H141V102H139ZM138 103V104H139ZM157 103V102H156ZM222 103V102H221ZM229 103V102H228ZM231 103V102H230ZM230 103H229V106H228V108H230ZM62 104V103H61ZM60 104V105H61ZM64 104V103H63ZM66 104V103H65ZM83 104V105H84ZM90 104H91V102H90ZM93 104V103H92ZM91 104V105H92ZM99 104V103H98ZM97 104V105H98ZM107 104V103H106ZM105 104V105H106ZM131 104V103H130ZM146 104V103H145ZM150 104H152V103H150ZM160 104V103H159ZM241 104V103H240ZM239 104V105H240ZM248 104V103H247ZM253 104V103H252ZM67 105V107L66 108H68V106L70 105H68V104H66ZM76 105H77V103H76ZM86 105V104H85ZM100 105H101V103H100ZM103 105V104H102ZM113 105V104H112ZM115 105V104H114ZM148 105V104H147ZM232 105H234V103L232 104ZM64 105H62V107H63ZM74 106V105H73ZM81 106V105H80ZM79 106V107H80ZM95 106V105H94ZM109 106H111V105H109ZM150 106V105H149ZM153 106V105H152ZM157 106V105H156ZM159 106V105H158ZM221 106V105H220ZM225 105L223 104V107H224ZM235 106H237V108H238V105H236L235 104ZM234 106V107H235ZM56 107V106H55ZM57 107H58V105H57ZM56 107V108H57ZM86 107V106H85ZM102 107V106H101ZM101 107H100V109H101ZM135 107H137V106H135ZM231 107H233V106H231ZM233 107V108H234ZM240 107V106H239ZM245 107V106H244ZM252 107V106H251ZM64 108H65V106H64ZM65 108V109H66ZM73 108V107H72ZM90 108H92V107H90ZM95 108V107H94ZM98 108V107H97ZM104 108V107H103ZM108 107H106L105 106V109H107ZM122 108V107H121ZM120 108V109H121ZM139 108H142V107H138V109ZM150 108V107H149ZM159 108H161L160 106H159ZM162 108H164V107H162ZM161 108V109H162ZM168 108V107H167ZM221 108H222V106H221ZM227 108V109H228ZM261 108V107H260ZM63 109V108H62ZM81 109V108H80ZM84 109V108H83ZM87 109V108H86ZM85 109V110H86ZM111 109V108H110ZM118 109H119V106H118ZM160 109V110H161ZM226 109V108H225ZM245 109H247V107L245 108ZM67 110V109H66ZM71 110H67V111H70L71 112ZM79 110V109H78ZM91 110V109H90ZM99 110V109H98ZM102 110V109H101ZM108 110H109V108H108ZM151 110H152V108H151ZM158 110V109H157ZM160 110H159V113H160ZM163 110L164 109H162V112H163ZM211 110V109H210ZM209 110V111H210ZM223 110V109H222ZM231 110V109H230ZM34 111V112H33ZM60 111H61V109H60ZM63 111V110H62ZM61 111V112H62ZM72 111V114H74V112ZM84 111V110H83ZM92 112H93V109L91 110ZM113 111H115L114 109H113ZM144 111V110H143ZM146 111V110H145ZM170 111V110H169ZM213 108H212V110L210 111L211 113H214L215 112V110L213 111ZM254 111H256V110H253L252 112H254ZM260 111V110H259ZM262 111V115H263V110H261ZM64 112V111H63ZM97 112H100V111H97ZM96 112V113H97ZM102 112V111H101ZM120 112H122L121 110H120ZM126 112V111H125ZM167 112V111H166ZM206 112V111H205ZM218 112V111H217ZM217 112H215V113H217ZM227 112H228V110H227ZM231 112V111H230ZM229 112V113H230ZM233 112V111H232ZM240 112H243V110L242 111H240ZM239 112V113H240ZM246 112V111H245ZM257 112V111H256ZM57 113V114H56ZM83 113H85V112H83ZM105 113V112H104ZM103 113V115H105ZM115 113V112H114ZM123 113H124V111H123ZM149 113H151L150 111H149ZM157 113H158V111H157ZM208 113V112H207ZM211 113H209V114H211ZM225 113H226V111H225ZM224 113V114H225ZM229 113H227V114H229ZM60 114V115H59ZM120 114V113H119ZM125 114V113H124ZM129 114H131V113H129ZM128 113H127V115H129ZM144 114V113H143ZM143 114H141V115H143ZM146 114H147V112H146ZM164 114V113H163ZM235 114H238V111L236 112V113H234L233 112V115L235 116ZM242 114H245L244 112L242 113ZM246 114H247V112H246ZM245 114V115H246ZM253 114H255V113H253ZM252 114V115H253ZM257 114V113H256ZM38 115V116H37ZM71 115V116H70ZM78 115V116H77ZM86 115H88V114H86ZM98 115H99V113H98ZM101 115V114H100ZM126 115V114H125ZM132 115V114H131ZM135 115V114H134ZM153 115V114H152ZM173 115H174V113H173ZM172 115V116H173ZM208 115V114H207ZM216 115H218L219 116V114H215V116ZM226 115V114H225ZM233 115H232V117H233ZM249 115H251L250 113H249ZM251 115V116H252ZM40 116H42V117H40ZM106 116V115H105ZM108 116V115H107ZM124 116V115H123ZM130 116V115H129ZM129 116H127V117H129ZM156 116V115H155ZM162 116V115H161ZM161 116H159V117H161ZM217 116V117H218ZM220 116H221V114H220ZM224 116V115H223ZM231 116V115H230ZM237 116H239V115H237ZM257 116V115H256ZM256 116H255V119H256ZM42 118V119H40V118ZM83 117V116H82ZM85 117V116H84ZM83 117V118H84ZM104 117V116H103ZM110 117V116H109ZM113 117V116H112ZM141 117V116H140ZM165 117V116H164ZM222 117V116H221ZM225 117H227V115L225 116ZM229 117V116H228ZM241 118H242V115L240 116ZM246 117V116H245ZM244 117V118H245ZM258 117V116H257ZM263 117V116H262ZM70 120H69V119ZM75 118V119H74ZM97 118H98V116H97ZM102 118V117H101ZM111 118V117H110ZM117 118H118V116H117ZM136 118V117H135ZM142 118V117H141ZM140 118V119H141ZM152 118V117H151ZM155 118V117H154ZM208 118H214L213 116L212 117H208ZM234 118V117H233ZM241 118H239L238 117V119H241ZM253 118V120H254V117H252ZM264 118V117H263ZM124 119V118H123ZM156 119H158V118H156ZM161 119L162 120H164L162 117H161ZM167 119H168V117H167ZM171 119V118H170ZM169 119V120H170ZM207 119V118H206ZM219 119V118H218ZM221 119V118H220ZM219 119V120H220ZM228 119V118H227ZM226 119V120H227ZM236 119V118H235ZM234 119V120H235ZM238 119H236V120H238ZM247 119V118H246ZM84 120V121H83ZM100 120V119H99ZM110 120V119H109ZM117 120H119V119H117ZM130 120V119H129ZM132 120V119H131ZM150 120H153V119H149V121ZM215 120V119H214ZM222 120V119H221ZM229 120H232L231 118H229L228 119V121ZM234 120H232V122H230L231 124L233 123V121ZM244 121V119H241V123ZM260 120V119H259ZM258 120V121H259ZM263 120V119H262ZM102 121V120H101ZM103 121H104V119H103ZM120 121V120H119ZM146 121V120H145ZM154 121V120H153ZM155 121H157V120H155ZM154 121V122H155ZM159 121V120H158ZM246 121H248V120H246ZM245 121V122H246ZM257 121V120H256ZM255 121V122H256ZM97 122V121H96ZM108 122V121H107ZM110 122V121H109ZM113 122V121H112ZM131 122V121H130ZM133 122H134V120H133ZM151 123L149 124V126L151 125L152 126V128H160L159 126H155V125H153V122L152 121H150ZM171 122V124L173 125V121H170ZM218 122V121H217ZM250 122V121H249ZM249 122H247V123H249ZM260 122V121H259ZM262 122V121H261ZM143 123H145V122H143ZM213 123V122H212ZM229 123V124H230ZM237 123H239V121L237 122ZM98 124V123H97ZM105 124V123H104ZM114 124H116V123H114ZM120 124V123H119ZM119 124H116V125H119ZM132 124V123H131ZM164 124H165V122H164ZM163 123L161 124L162 126L164 125ZM168 124V123H167ZM176 124V123H175ZM178 124H179V122H178ZM209 124V123H208ZM214 124V123H213ZM234 124H235V122H234ZM232 124L230 127H232V126H238L237 124ZM258 124V122L255 124V125H257ZM260 124H262V123H260ZM259 124V125H260ZM264 124V123H263ZM110 125V124H109ZM143 125V124H142ZM144 125H146V124H144ZM179 125H181V124H179ZM195 125V124H194ZM215 125H217L216 123H215ZM240 125H242V124H240ZM239 125V127H241ZM243 125H244V123H243ZM250 125V124H249ZM258 125V126H259ZM101 126V125H100ZM101 126V127H102ZM141 126V125H140ZM147 127V131H149V129L148 128H151V126L150 127ZM154 126V127H153ZM174 126V125H173ZM173 126H171L172 127V129H173ZM177 126V125H176ZM184 126V125H183ZM211 126V125H210ZM218 126V125H217ZM245 126H246V124H245ZM245 126H243V128H246ZM109 127V126H108ZM111 127H112V123H111ZM114 127V126H113ZM124 127V126H123ZM145 126H142V128H144ZM164 127H165V125H164ZM166 127H168V126H166ZM192 127L193 126H191V130H194V129H192ZM198 127V126H197ZM219 127V126H218ZM220 127H223V126H220ZM254 127H256V126H254ZM118 128H119V126H118ZM121 128V127H120ZM125 128V127H124ZM127 128V127H126ZM152 128H151V130H152ZM154 128V129H155ZM207 128V127H206ZM212 128V127H211ZM214 128V127H213ZM226 128V127H225ZM242 128V127H241ZM248 128H251V126L250 127H248ZM259 128V127H258ZM257 128V129H258ZM262 128H264L263 126H262ZM115 129H117V127L115 128ZM115 129H113L114 131V133L116 132L115 131ZM128 129H129V127H128ZM141 129V128H140ZM145 129V128H144ZM144 129L143 130H141L142 132H143V135H144ZM152 130V132H150L151 133V135H155L156 137H155V140L153 141V142H157L156 144H157V148H154V150L152 151V149H150L149 148V145H151V143L150 142H148L149 140H147V139H145V141H146V145H147V143H148V146H143V144H140L139 145V150H140V155H141V158H142V161L144 162H142L141 161V163L142 164H140L141 165V169H139V173H143L144 171L146 172V171H148L147 173H149L150 175L148 176L147 175V173H146V177H148V179L149 180H152V183H153V190L154 189H156V192H157V194L156 193H153V195H155L156 194V198H157V195H158V193L160 192V195H161V192L163 193L162 194V196H164V200H162V198H161V201H162V203H161V201H160V204H159V202H156V203H154L155 201H157V200H153L154 202H149L147 205H148V207H150V208H148V207H146L147 208V213L145 214V221H146V223L145 222H143L144 223V225L146 224L147 225V230L149 229V230H154V229H156V234H157V231H159L160 229L162 230V232L163 231H165V233L166 232H168V234H170L169 232V230H172L173 228L175 229V230H179L181 233L183 232L184 233V239L185 240H181L182 241V243H183V241H185L186 242V246H187V249H188V247H189V249H190V251L191 250H194L195 248L193 247V249H191L192 248V245H194L195 244V240H200V239H195L194 241L192 240L193 238H191V235H193L195 232H203V237H204V235H205V233H204V230H206L207 231V228H205V226H209V225H212V228H211V226H210V229L209 230H212L213 228H219V225L217 226V227H215L216 226V223L218 224V220L219 219H221V218H223L224 216V214H227L228 216H229V214H228V209H230L231 207H233L232 209H233V213L232 214H234L235 212H234V203L235 204H237L236 202H237V197H236V199H235V197L233 196L234 195V193H236L237 192V189H239V188H237V189H235L234 191L235 192H232L233 194H232V198H230V200H228V197H225V198H227V200L225 201L224 199L225 198H219V200L220 199H222V201H225V202H223L222 204H221V202L220 203H218V201H217V199H215V202H217L218 204H216V203H214V205L216 204V214H214L215 212H213V211H211V212H213V214L215 215V217L213 216V214H212V216H207L206 215V213L204 214V213H202V211H204V210H206V209H204V208H208V205L207 204H205L204 202V204L203 203H201L202 204V208L204 209H202L201 208V212H200V208L198 207L199 206V203H197V202H195V200H196V198H197V196H198V194H200V192H201V190L203 189V186L205 185V188H206V185H207V188H209L208 186L210 185L209 183H212L211 181H212V179H214L215 180V178L214 177H216L217 176V174H218V170H215V168L218 166H216V167H214V165H216V161H215V164H212V165H210V162H209V160H211L212 158H209L208 157V155L209 154H211V153H208L207 154V151H206V149H204L203 150V148H206V146L205 145H209V143H211L212 144V142H211V140H209L210 142L208 143V144H205L204 146L205 147H202L201 148V146L200 147H197L198 145L197 144H195V147H196V149H195V151H196V154H197V156H199V157H201V160H203V162H202V167H200L199 169H196V171L197 172H200L199 173V176H197L196 174H195V177H197V180L193 183V184H191V186L189 187V190H187V191H177V188L176 187H174V185H172V184H162L161 182H160V179H159V177H158V174H157V169H161V168H164L165 166H167V164L169 163L170 164V161H171V163H172V165L171 166H176V165H178L179 164V161L178 160H176V158H174L170 153V151H171V149H168V145L167 144H169V142H168V137H166V136H164V134L162 135L161 133L162 132H160V133H157L159 130L157 129L156 131L155 130ZM171 129V128H170ZM180 129V128H179ZM178 129V130H179ZM184 129V128H183ZM216 129V128H215ZM221 129V128H220ZM253 129V128H252ZM251 129V130H252ZM117 130H119V129H117ZM161 130H163V129H161ZM210 130V129H209ZM214 130V129H213ZM212 130V131H213ZM218 131H219V129H217ZM222 130V129H221ZM226 130V129H225ZM232 130L233 131H235V132H237L238 133V131H237V128L235 129V127H232ZM244 130H246V129H244ZM249 130V129H248ZM250 130V131H251ZM255 129H253V131H254ZM130 131V130H129ZM128 131V132H129ZM173 131V130H172ZM252 131V132H253ZM255 131H257V130H255ZM110 132V133H109ZM194 132V131H193ZM196 132V131H195ZM214 132L215 133H217L216 132V130H214ZM221 132H223V131H221ZM231 132V131H230ZM243 132V131H242ZM242 132L240 131V133L242 134ZM245 132V131H244ZM251 132V133H252ZM117 133V132H116ZM148 133V132H147ZM213 133V132H212ZM236 133V134H237ZM246 133V132H245ZM249 133V132H248ZM257 133V132H256ZM120 134V133H119ZM119 134H114V135H118L117 137H119ZM121 134H122V132H121ZM123 134H124V132H123ZM175 134V133H174ZM180 134V133H179ZM186 135H187V133H185ZM184 134V135H185ZM196 134H197V132H196ZM218 134H219V132H218ZM227 134H229L228 133V130H227ZM255 134V133H254ZM264 134V133H263ZM113 135V136H114ZM130 135V134H129ZM150 135V136H151ZM165 135H167V133L165 134ZM232 135H233V133H232ZM243 135V134H242ZM256 135H259V134H256ZM125 136H126V134H125ZM228 136V135H227ZM231 136V135H230ZM248 136V135H247ZM250 136V135H249ZM38 137V138H37ZM145 137V136H144ZM143 137V138H144ZM185 137V136H184ZM217 137H218V135H217ZM221 138H222V135L220 136ZM225 137H226V134H225ZM229 137V136H228ZM243 137V136H242ZM258 137V136H257ZM121 138V137H120ZM120 138L118 139V138H116V139H118V140H120ZM127 138V137H126ZM135 138V137H134ZM151 138H152V136H151ZM187 138V137H186ZM189 138V137H188ZM196 138V137H195ZM198 138H199V136H198ZM205 138V137H204ZM208 138V137H207ZM211 138V137H210ZM219 138V137H218ZM217 138V139H218ZM232 138V137H231ZM244 138V137H243ZM254 138V137H253ZM262 138L264 139V137L262 136ZM122 139V138H121ZM123 139H124V136H123ZM129 139H131V138H129ZM132 139H133V137H132ZM166 139H167V141H166ZM177 139V138H176ZM183 139V138H182ZM200 139V138H199ZM220 139V138H219ZM237 139V138H236ZM249 139V138H248ZM248 139H247V141H248ZM259 139H260V137H259ZM263 139H262V142H263ZM185 140V139H184ZM188 140H190V138L188 139ZM201 141H202V139H200ZM206 140V139H205ZM214 140V139H213ZM221 140V139H220ZM227 140H228V138H227ZM234 140V139H233ZM250 140V139H249ZM258 141L257 139H254L253 141ZM113 141V140H112ZM116 141V140H115ZM114 141V142H115ZM125 142H126V140H124ZM131 142H132V140H130ZM130 141H128V143L130 142ZM139 141H141V138H140V140ZM169 141H171V140H169ZM191 141V140H190ZM197 141V140H196ZM203 141H204V139H203ZM208 141V140H207ZM206 141V142H207ZM226 141V138H225V140H224V142ZM229 142H231V140H228ZM250 141H252V139L250 140ZM119 142H121V141H119ZM134 142V141H133ZM137 142V141H136ZM172 142V141H171ZM170 142V143H171ZM179 142V141H178ZM214 142V141H213ZM223 142V143H224ZM235 142V141H234ZM116 143H117V141H116ZM174 143H175V141H174ZM177 143V142H176ZM179 143H182V141L181 142H179ZM191 143V142H190ZM200 143V142H199ZM204 143V142H203ZM202 143V144H203ZM215 143V142H214ZM219 143H221V142H219L218 141V144ZM236 143H238L237 141H236ZM241 143V142H240ZM250 143V142H249ZM255 143V142H254ZM101 144H102V146H104V147H102L101 146ZM118 144V143H117ZM121 144V143H120ZM125 144V143H124ZM187 144V143H186ZM210 144V145H211ZM225 144H227L226 142H225ZM229 144V143H228ZM251 144V143H250ZM253 144V143H252ZM259 144V143H258ZM262 144V143H261ZM119 145V144H118ZM184 145H185V142H184ZM183 145V146H184ZM197 145V146H196ZM235 145V144H234ZM237 145H239V144H236L235 146H237ZM240 145H242V144H240ZM117 145H115V143H114V147H116ZM124 146V145H123ZM126 146V145H125ZM134 146V145H133ZM171 146H172V144H171ZM190 146V145H189ZM188 146V147H189ZM193 146V145H192ZM217 146V145H216ZM226 146V145H225ZM228 146H230V145H228ZM259 146H261V147H263L262 145H259ZM114 147H112L113 149H114ZM120 147V146H119ZM122 147V146H121ZM120 147V148H121ZM175 147V146H174ZM177 147V146H176ZM175 147V149H178V148H176ZM208 147H210V146H208ZM218 147V146H217ZM103 148H105V149H103ZM123 148V147H122ZM121 148V149H122ZM130 147H128V149H129ZM210 148H213V146L212 147H210ZM209 148V149H210ZM227 148V147H226ZM229 148V147H228ZM253 148V147H252ZM112 149V150H113ZM127 149V150H128ZM136 149V148H135ZM215 149V148H214ZM214 149H212L214 152L216 151L217 152V149L216 150H214ZM224 149V148H223ZM264 149V148H263ZM262 149V150H263ZM103 151L104 153H103V155L105 154H107V152L108 151ZM227 150H229V149H227ZM238 150V149H237ZM252 151H253V149H251ZM258 150V149H257ZM100 151V152H101ZM118 151H122V150H118ZM132 151L134 152V150L132 149ZM185 151V150H184ZM210 151V150H209ZM208 151V152H209ZM213 151H210V152H213ZM35 153L36 155H38V157L41 155V157L42 156H44V160H42V159H40L39 158V160H38V157H36V159L34 158V156H33V158L34 159H32V157H31V154L30 153ZM106 152V153H105ZM110 152V151H109ZM186 152V151H185ZM213 152V153H214ZM221 152V151H220ZM229 152H232L233 153V151H229ZM260 152H261V150H260ZM259 152V153H260ZM102 153V152H101ZM111 153V152H110ZM113 153V152H112ZM117 153V152H116ZM212 153V154H213ZM227 153V152H226ZM238 153H239V150H238ZM121 154H122V152H121ZM127 154V152L125 153V155ZM130 154V153H129ZM176 154V153H175ZM217 154H219V153H217ZM231 154V153H230ZM240 154V153H239ZM261 154V153H260ZM99 155V154H98ZM101 155V154H100ZM99 155V156H100ZM108 155V156H107ZM106 156H107V158L108 157H110L111 158V156H109V154H107ZM120 155V154H119ZM136 155V154H135ZM134 155V156H135ZM228 155V154H227ZM264 154H262V156H263ZM55 157V159L57 158V160H55L56 161V166H54L53 165V161H51V158L52 157ZM98 156V157H99ZM115 156V155H114ZM121 156V155H120ZM119 156V157H120ZM131 156V155H130ZM133 156V157H134ZM172 156V157H171ZM212 156H214V155H212ZM211 155H210V157H212ZM220 156V155H219ZM231 156H232V154H231ZM241 156V155H240ZM117 157V156H116ZM118 157V158H119ZM123 157H125L124 155H123ZM129 157V156H128ZM127 157V158H128ZM132 157V156H131ZM136 157V156H135ZM176 157V156H175ZM217 157V156H216ZM215 156H214V160H215V158H216ZM221 158H222V156H220ZM219 157V158H220ZM228 157H230V156H228ZM58 158H59V160H58ZM100 158V157H99ZM110 158H109V160H110ZM114 158V157H113ZM117 158V159H118ZM233 158H234V155H233ZM232 158V159H233ZM53 159V158H52ZM116 159V160H117ZM126 159V158H125ZM130 159V158H129ZM231 159V158H230ZM105 160L106 161H109V160H107L106 159V157H105ZM104 160V161H105ZM111 160H113V159H111ZM119 160V159H118ZM121 160H122V157H120V162H121ZM136 160V162H137V159H135ZM236 160V159H235ZM242 160V159H241ZM263 160V159H262ZM104 161H103V163H104ZM105 161V164H107L106 166L108 167V165H109V162H106ZM114 161V160H113ZM125 161V160H124ZM134 161V160H133ZM169 161V162H168ZM213 161V160H212ZM219 161H223V160H219ZM232 161V160H231ZM114 162H116V161H114ZM123 162V161H122ZM130 162V161H129ZM131 162H132V159H131ZM135 162V161H134ZM133 162V163H134ZM166 162V163H165ZM168 162V163H167ZM236 162V161H235ZM234 162V163H235ZM242 162H243V160H242ZM103 163H101V164H103ZM111 163V162H110ZM117 163V162H116ZM124 163V162H123ZM212 163V162H211ZM221 163H223V162H221ZM238 163V162H237ZM118 164H120V163H118ZM168 164V165H169ZM219 164V163H218ZM224 164H225V162H224ZM236 164V163H235ZM114 165H115V163H114ZM125 165H126V163H125ZM130 165H131V163H130ZM129 165V166H130ZM226 165V164H225ZM103 166V165H102ZM105 166V167H106ZM219 166H220V164H219ZM224 166V165H223ZM238 165H236L235 167H237ZM120 167V169H122L123 168V166H122V168H121V165L119 166ZM131 167L133 168V166H130L129 168L131 169ZM212 167V168H211ZM241 167V166H240ZM61 168H63V169H65V170H67V172L69 173V179L68 180H61V177L62 176H64V174L60 171V169ZM104 168V167H103ZM116 169H117V167H115ZM125 169L127 168V166L126 167H124ZM123 168V169H124ZM147 168H150L149 170H146ZM226 168H228V167H226ZM225 168V170H227ZM125 169H124V171H125ZM217 169H219V168H217ZM222 169V168H221ZM229 169V168H228ZM239 169V168H238ZM242 169V168H241ZM110 170V169H109ZM132 170V169H131ZM220 170V169H219ZM224 170V169H223ZM117 171V170H116ZM124 171H123V173H124ZM129 171V170H128ZM135 171V170H134ZM134 171H133V174H135L134 173ZM189 171H191V170H189ZM230 171V169L228 170V172ZM239 170H237V172H238ZM250 171V170H249ZM83 172H85L86 173V175H85V173H84V175H85V177H87L86 178V184H87V182H88V184L86 185L85 184V186L86 187H82V185H81V187L79 186V185H77V186H79V188H76V189H73V190H69L68 189V187L70 186V185H73L74 183H76L77 181H78V183H79V178H80V173H82L83 174ZM106 172V171H105ZM130 172V171H129ZM128 172V173H129ZM195 172V171H194ZM193 172V173H194ZM221 172V171H220ZM219 172V173H220ZM227 172V171H226ZM227 172V173H228ZM235 172H236V169H235ZM254 172V171H253ZM110 173H112L111 171H110ZM120 173V172H119ZM122 173V172H121ZM127 173V174H128ZM226 173V174H227ZM229 173H231V171L229 172ZM229 173H228V175L227 176H231V175H229ZM250 173V172H249ZM248 173V174H249ZM63 174V175H62ZM114 173H112V175H113ZM238 173H236V175H237ZM254 174H255V172H254ZM84 175H82V176H84ZM108 175V174H107ZM125 175V174H124ZM145 175V174H144ZM144 175H143V177H144ZM220 175V174H219ZM223 175H225V171H224V174ZM242 175H245V174H242ZM114 176V175H113ZM112 176V177H113ZM121 176V175H120ZM240 176V175H239ZM249 176L251 177V175L249 174ZM85 177H83L82 178V180L85 178ZM108 177V176H107ZM110 177V176H109ZM123 177V176H122ZM210 177V178H209ZM220 177V176H219ZM244 177V176H243ZM64 178H65V176H64ZM115 178V177H114ZM120 178V177H119ZM118 178V179H119ZM132 178V177H131ZM204 178H205V180H204ZM223 178V177H222ZM252 178V177H251ZM263 178V177H262ZM126 179V178H125ZM209 179H210V181H209ZM237 179V178H236ZM235 179V180H236ZM238 179H240V178H238ZM245 179V178H244ZM259 179H261L260 177H259ZM112 180V179H111ZM124 180V179H123ZM146 180V179H145ZM217 180V179H216ZM227 180V179H226ZM243 180V179H242ZM245 180H247V179H245ZM67 181H70L69 183L67 182ZM131 181V180H130ZM220 181H221V179H220ZM224 181V180H223ZM228 181V180H227ZM227 181L225 182L226 184H227ZM252 181V180H251ZM262 181H264V178L261 180V182ZM99 182V183H98ZM105 182V183H104ZM118 182V181H117ZM123 182H126V181H123ZM128 183H129V180L127 181ZM135 182V181H134ZM139 182V181H138ZM148 182V181H147ZM217 182H218V180H217ZM222 182V181H221ZM235 182V181H234ZM241 182V181H240ZM246 182V181H245ZM249 182V181H248ZM66 183V184H65ZM80 183H82V182H80ZM113 183H114V181H113ZM127 183V184H128ZM132 183H133V181H132ZM140 183V182H139ZM150 183V182H149ZM151 183V184H152ZM216 183V181L214 182V184ZM252 183H253V181H252ZM77 184V183H76ZM84 184V183H83ZM98 184H100V185H102V187H99V185ZM121 184V183H120ZM223 184V183H222ZM234 184V183H233ZM238 184H239V182H238ZM246 184L248 185V183H245V186H244V190H245V188H246ZM261 185H264V184H262V183H260ZM113 185H115V184H113ZM133 185V184H132ZM140 185V184H139ZM225 185V184H224ZM237 185V184H236ZM240 185V184H239ZM261 185H259L258 187L260 188V186ZM122 186H123V184H122ZM125 186H127L126 184H125ZM138 186V185H137ZM149 186V185H148ZM152 186V185H151ZM217 187H218V185H216ZM223 186V185H222ZM221 186V187H222ZM229 186V185H228ZM235 186V185H234ZM250 186V185H249ZM254 186V185H253ZM252 186V187H253ZM114 187H116V186H114ZM135 187V186H134ZM210 187H211V185H210ZM213 187V186H212ZM212 187H211V191H214L213 189H212ZM215 187V186H214ZM224 187V186H223ZM236 187V186H235ZM235 187H233V188H235ZM240 187V186H239ZM248 187V186H247ZM75 188V187H74ZM124 188V187H123ZM126 188V187H125ZM131 187H129V189H130ZM150 188V189H151ZM206 188V189H207ZM226 188L227 187H225V189H222V190H226ZM229 188V187H228ZM228 188H227V190H228ZM251 188V187H250ZM250 188H248L249 190H250ZM254 189H255V186L253 187ZM262 188V187H261ZM260 188V189H261ZM116 189H117V187H116ZM133 189V188H132ZM143 189V188H142ZM210 189V188H209ZM215 189H217L216 187H215ZM219 189L220 188H218V191H219ZM253 189V190H254ZM104 190V192L102 193L103 194V196H100V193L102 192ZM125 190V189H124ZM128 190V189H127ZM136 190V189H135ZM134 190V191H135ZM144 190V189H143ZM262 190H263V188H262ZM126 191V190H125ZM124 191V192H125ZM129 191V190H128ZM159 191V192H158ZM206 190L204 189V192H205ZM218 191H214V192H218ZM233 191V190H232ZM256 191H258V190H256ZM261 191V190H260ZM264 191V190H263ZM262 191V193H264ZM113 192V193H112ZM115 192H116V190H115ZM120 192V191H119ZM122 192V191H121ZM132 192V191H131ZM135 192H138V189H137V191H135ZM140 192V191H139ZM144 192H146L145 190H144ZM143 192V193H144ZM153 192V191H152ZM213 192V193H214ZM221 192V191H220ZM228 192V191H227ZM248 192V191H247ZM250 192V191H249ZM203 193V192H202ZM201 193V194H202ZM206 193H208L209 194V192H205V196L207 195ZM211 193V192H210ZM238 193H240L239 192V190H238ZM262 193H260V196H264ZM101 194V195H102ZM121 194H123V193H121ZM138 194V193H137ZM142 193H140V195H141ZM145 194V193H144ZM152 194V193H151ZM212 194V193H211ZM210 194V195H211ZM218 194V193H217ZM216 194V195H217ZM243 194V193H242ZM247 194V193H246ZM116 195V194H115ZM126 195V194H125ZM128 195H129V192H128ZM146 195V194H145ZM215 195V196H216ZM221 195V194H220ZM223 195H224V192H223ZM239 195V194H238ZM241 195V194H240ZM238 196V198L240 197L241 198V196ZM245 194H243V197L245 198V196H244ZM254 195H255V190H254ZM256 195H257V193H256ZM118 196V195H117ZM127 196V195H126ZM137 196V195H136ZM203 196V195H202ZM204 196V197H205ZM209 196V195H208ZM207 196V197H208ZM228 196V195H227ZM237 196V195H236ZM251 196V195H250ZM259 196V197H260ZM113 197V198H112ZM116 197V196H115ZM133 197H135V196H133ZM142 197V196H141ZM154 197V196H153ZM158 197L160 198L161 196H159L158 195ZM199 197V196H198ZM242 197V198H243ZM261 197V198H262ZM117 198V197H116ZM118 198H119V196H118ZM130 198V197H129ZM140 198V197H139ZM202 198V197H201ZM200 198V199H201ZM239 198V202H241V199ZM244 198H243V200H244ZM252 198H253V195H252ZM252 198H250V199H252ZM264 198V197H263ZM112 199H114L113 200V202H112ZM119 199H121V198H119ZM124 199V198H123ZM130 199H132V198H130ZM158 199V198H157ZM211 199V198H210ZM246 199V198H245ZM254 199H255V196H254ZM3 200V201H2ZM128 200V199H127ZM126 200V201H127ZM136 201H134V203L136 202V204H138L137 203V199H135ZM205 200V199H204ZM207 200V199H206ZM209 200V199H208ZM253 200V199H252ZM263 200V199H262ZM125 201V202H126ZM128 201H130V200H128ZM139 201V200H138ZM165 201V202H164ZM245 201V200H244ZM258 201V200H257ZM260 201V200H259ZM198 202H200V201H198ZM207 202V201H206ZM212 202V201H211ZM245 202H247V201H245ZM262 203L264 202V201H261ZM116 203H118L117 201H116ZM122 203H123V201H122ZM132 203H133V200H132ZM133 203V204H134ZM144 203V202H143ZM153 203V204H152ZM158 203V204H157ZM195 203L197 204L196 206L197 207H195ZM249 203H250V201H249ZM141 204V206H142V202L140 203ZM151 204V205H150ZM240 204V205H239ZM238 204V208H240V206H241V203H239ZM247 204H248V202H247ZM253 204H254V202H253ZM258 204V206H255L256 207V209H254V210H248V211H251V212H249L248 214V216H249V218H250V220H248V223H249V221H250V223H249V225H247L248 227L246 228V234L244 233V235H243V233H242V236H241V231L243 230V225H242V228L241 229H238L237 230V227H235V232L232 234V235H230L231 233V231H232V229L233 228H231V231L229 232H226L225 233V231H223L224 229V223L222 222V231L226 234H224L223 233V236L225 235V240H223V237H222V240L223 241H225L223 244H222V247H220V250H219V252L217 253V250L215 251L216 253H214V255L213 256H208V257H210V258H208V260L207 261H205L204 262V264H264V236H263V234L262 233H264V209L262 210L260 207H259V203H257ZM256 204V205H257ZM0 205V206H1ZM7 205H4L3 207L1 206V209H3V208H5V210H6V212L8 211L7 209H6V207L5 206H7ZM118 205H121V204H118ZM127 205V204H126ZM147 205H145V206H147ZM245 205V204H244ZM250 205H252V204H249V208H250ZM255 205V204H254ZM114 206V207H113ZM122 206V205H121ZM133 206V205H132ZM201 206V205H200ZM246 206V205H245ZM124 207V205L121 207V208H123ZM125 207H127V206H125ZM124 207V208H125ZM134 207V206H133ZM136 207V206H135ZM139 207V206H138ZM214 207V206H213ZM236 207V210L235 211H238V212H236L237 214H239V211H240V209L239 210H237L238 208ZM247 207V208H248ZM262 207V206H261ZM118 208H120V207H118ZM128 208V207H127ZM137 208V207H136ZM145 207L143 206V209H144ZM194 208H196V211H194L195 209ZM243 208H245L244 209V211L246 210V207H243ZM263 208H264V204H263ZM116 209V208H115ZM131 209V208H130ZM140 209H141V207H140ZM199 211H198V210ZM211 209V206H210V208H209V210ZM231 209V210H232ZM4 209H3V211H5ZM11 210H9V211H11ZM14 210V211H13ZM228 211V212H223L222 213V211ZM231 210H230V212H231ZM243 210V209H242ZM246 210V211H247ZM1 211V210H0ZM9 211H8V213H9ZM126 211V210H125ZM134 211H135V209H134ZM140 211V210H139ZM218 211H220L221 213L220 214H218ZM245 211V213H247ZM133 212V211H132ZM137 212V211H136ZM145 212V211H144ZM191 212H193L192 214H191ZM118 213V212H117ZM128 213V212H127ZM235 213V214H236ZM244 213V214H245ZM6 214V213H5ZM9 214H11V212L9 213ZM8 214V215H9ZM119 214V213H118ZM117 214V215H118ZM121 214V213H120ZM133 215H135L134 213H132ZM131 214V215H132ZM143 214V213H142ZM217 214L219 215V216H217ZM222 214V215H221ZM235 214H234V216H235ZM1 215V214H0ZM24 215V214H23ZM23 215H22V217H23ZM24 215V216H25ZM27 215H28V213H27ZM226 215V216H227ZM231 215V214H230ZM239 215H241V214H239ZM2 216V215H1ZM18 216H20V215H18L17 214V217ZM28 216V217H29ZM141 216V215H140ZM143 216V215H142ZM233 216V217H234ZM246 216V215H245ZM5 217V216H4ZM10 217L12 218L13 216H11L10 215ZM15 217H16V213H15ZM16 217V218H17ZM27 217V216H26ZM118 217H119V215H118ZM122 217V216H121ZM126 217V216H125ZM132 217V216H131ZM131 217L129 218V219H131ZM136 217V216H135ZM233 217H232V219H233ZM236 217H237V215H236ZM240 217V216H239ZM239 217H237V218H239ZM11 218H8L7 217V220L9 219H11ZM133 218V217H132ZM228 218V217H227ZM226 218V219H227ZM236 218V219H237ZM246 218H247V216H246ZM245 218V219H246ZM5 219V218H4ZM13 219V218H12ZM17 219H21V217L20 218H17ZM135 219V218H134ZM133 219V220H134ZM240 219V218H239ZM1 217H0V224H2L1 223ZM8 220V221H9ZM141 220V219H140ZM139 219H138V221H140ZM228 220V219H227ZM226 220V221H227ZM243 220V219H242ZM22 221V220H21ZM23 221V222H24ZM131 222H132V219L130 220ZM136 221V219L134 220V222H132V223H130V224H132L133 226H136V227H138L139 228V226H141V225H139L140 224V222L138 223V221H137V223L135 222ZM234 221H235V219H234ZM13 222V221H12ZM19 222V221H18ZM22 222V223H23ZM123 222V223H122ZM233 222V221H232ZM235 222H237V224L235 223V225L237 226V225H239V223H241V222H239L238 220L237 221H235ZM239 222V223H238ZM11 223V222H10ZM142 223V222H141ZM220 223V222H219ZM245 223V222H244ZM12 224V223H11ZM10 224V225H11ZM13 224H15V223H13ZM24 224V223H23ZM129 224V225H130ZM135 224V225H134ZM215 224V226L213 227V225ZM230 224V223H229ZM234 224V223H233ZM232 224V225H233ZM3 225H4V223H3ZM19 225H20V223H19ZM25 225H22L23 227L25 226ZM131 225V226H132ZM139 225V226H138ZM143 225V224H142ZM144 225L143 226H141V227H143L144 228ZM173 226V228H170V226ZM231 225V226H232ZM7 226V225H6ZM17 226V225H16ZM39 226H41V229L39 228ZM128 226V225H127ZM133 226H132V228H133ZM156 226H158V228L156 227ZM159 226H160V228H159ZM171 226V227H172ZM221 226V225H220ZM228 226V225H227ZM226 226V227H227ZM234 226V225H233ZM0 227H2V225H0ZM12 227V226H11ZM23 227H21L22 228V230H23ZM26 227V226H25ZM27 227H26V229H27ZM30 227V226H29ZM29 227H28V229H29ZM39 229H38V228ZM140 227V228H141ZM146 227V226H145ZM205 229H204V228ZM36 228H37V230H36ZM138 228H135V229H132V230H136V229H138ZM139 228V229H140ZM142 228V229H143ZM197 228H199V229H202L203 228V230H199V229H197ZM240 228V227H239ZM5 229V228H4ZM12 229V228H11ZM138 229V230H139ZM142 229H140L139 230V233H140V231H142ZM227 229V228H226ZM229 229H230V226H229ZM24 230H25V228H24ZM143 230H145V229H143ZM149 230L148 231H146L145 230V232H148L149 233ZM208 230V232H210ZM218 230V229H217ZM216 230V231H217ZM220 230V229H219ZM220 230V231H221ZM26 231V230H25ZM27 231H30V233H33L34 235H35V233L34 232H32L31 230H27ZM42 231H43V229H42ZM41 231V232H42ZM179 231H178V233H179ZM213 231H215V229L213 230ZM136 232V231H135ZM143 233V231H142V233L144 234H142L143 236H145V234L146 233ZM175 232V231H174ZM199 232V233H200ZM212 232V231H211ZM210 232V233H211ZM218 232V231H217ZM217 232H215V233H217ZM29 233V234H30ZM40 233V232H39ZM39 233H37L36 235H38ZM43 233H45V232H43ZM133 232H131V235H133L132 234ZM137 233V232H136ZM139 233H137V234H139ZM160 233V232H159ZM198 233V234H199ZM220 233V232H219ZM219 233H218V235H214V236H219ZM227 233H228V235H230L228 238L226 237V236H228L227 235ZM27 234H28V232H27ZM141 234V233H140ZM139 234V237L141 236ZM152 235L154 234V231L151 233ZM167 234V233H166ZM167 234V235H168ZM180 234V233H179ZM213 234H214V232H213ZM213 234H211L212 236H213ZM2 235V237H3V235H5V234H1ZM40 235V234H39ZM38 235V236H39ZM42 235V234H41ZM40 235V236H41ZM149 235V234H148ZM165 236L166 237V235L164 234V233H161V235H160V237L159 238H161V236ZM171 235V234H170ZM178 235V234H177ZM182 235V234H181ZM180 235V236H181ZM199 235H201V234H199ZM199 235H198V237H199ZM208 235V233L206 234V236ZM220 235H222V233L220 234ZM28 236H31V234L30 235H28ZM33 236V235H32ZM39 236V237H40ZM42 236H44L45 237V235H42ZM137 236V235H136ZM136 236H134V237H136ZM143 236H142V238H143ZM158 236V235H157ZM179 236V235H178ZM194 236H195V234H194ZM193 236V237H194ZM1 237V238H2ZM9 237V236H8ZM36 237V236H35ZM43 237V238H44ZM48 237V236H47ZM132 237V236H131ZM130 237V238H131ZM147 237V236H146ZM201 237V236H200ZM4 238V237H3ZM19 239H21L20 237H18ZM31 237H29V239H30ZM33 239H34V237H32ZM43 238H41V239H39V240H41V241H46L47 239L45 238L44 240H43ZM133 238V237H132ZM137 238H138V236H137ZM137 238H135L136 240H137ZM147 238H152V237H147ZM163 238V237H162ZM161 238V239H162ZM169 239V237H166V239ZM197 238V237H196ZM208 239V236L207 237H205V239ZM215 239H216V237H214ZM220 238H221V236H220ZM51 239V238H50ZM134 239V238H133ZM134 239V240H135ZM149 239V240H150ZM155 239H156V237H155ZM164 239V238H163ZM165 239V240H166ZM167 239V240H168ZM170 239H172V238H170ZM170 239H169V241H170ZM178 239H179V237H178ZM181 239V238H180ZM180 239H179V241H180ZM201 239H202V237H201ZM207 239H206V241H207ZM32 240V239H31ZM36 240H38V239H36ZM52 240V239H51ZM131 240V239H130ZM136 240L133 242V240H132V243L131 244H135L136 243ZM139 240H141V242L143 243V245L145 244V249L146 250H150V247H149V249H147V246H146V242H148L147 241V239L145 238L144 240H146V241H142V239H138V241ZM152 240V239H151ZM203 240V239H202ZM201 240V241H202ZM212 240V239H211ZM217 240H218V238H217ZM221 240V241H222ZM5 241H7V240H5ZM10 241H11V239H10ZM10 241H9V243H10ZM25 241V240H24ZM33 241V240H32ZM40 241V242H41ZM44 241V242H45ZM49 241V240H48ZM57 241V242H58ZM137 241V242H138ZM164 241V240H163ZM172 241V240H171ZM175 241H178V240H175ZM180 241V242H181ZM220 241V240H219ZM1 242V241H0ZM12 242V241H11ZM23 242V241H22ZM35 242V241H34ZM39 242V243H40ZM145 242V243H144ZM152 242V241H151ZM162 242V241H161ZM165 242H167V241H165ZM184 242V243H185ZM198 242H200V241H198ZM203 242V241H202ZM201 242V243H202ZM211 241H209V243H210ZM213 242V241H212ZM216 242V241H215ZM17 243V242H16ZM28 243V242H27ZM41 243H43V242H41ZM51 243V242H50ZM149 243V242H148ZM158 243V242H157ZM168 243V242H167ZM175 242H173V244H174ZM182 243H176V244H181V245H179V246H181V248L180 249H182ZM201 243H200V245H201ZM203 243H205V241L203 242ZM208 243V244H209ZM38 244V243H37ZM45 244H47L46 242H45ZM57 244V243H56ZM56 244H54V246L56 245ZM150 244V243H149ZM159 244H160V241H159ZM170 244H171V242H170ZM175 244V245H176ZM196 244H197V242H196ZM196 244H195V246H196ZM207 244V243H206ZM208 244H207V246H206V253H207V251L209 252V250H211L212 251V249H209V250H207L208 248L207 247H209V248H211V246H210V244H212V243H210L209 244V246H208ZM219 244H221V243H219ZM218 244V245H219ZM6 245H7V243H6ZM12 245H13V243H12ZM19 245V244H18ZM18 245H16V246H18ZM40 245H42V244H40ZM48 245H51V244H47V246ZM136 245H138V246H136ZM135 246V250H136V248L138 247V249H139V243H137ZM164 245H166L165 243H164ZM172 245V244H171ZM198 245V244H197ZM214 245H216V244H214ZM214 245H213V248H214ZM10 246V245H9ZM15 246V245H14ZM20 246V245H19ZM43 246V245H42ZM53 246V245H52ZM133 246V245H132ZM132 246H131V249H133L132 248ZM154 246V245H153ZM162 246H163V242H162ZM169 246V245H168ZM167 246V247H168ZM199 246V245H198ZM220 246V245H219ZM144 247V246H143ZM164 247V246H163ZM167 247L165 246V248L167 249ZM178 247V246H177ZM216 247H218V246H216ZM216 247H215V249H216ZM2 248V247H1ZM13 248V247H12ZM16 248V247H15ZM21 248V247H20ZM48 248V247H47ZM54 248V247H53ZM154 248V247H153ZM161 247H159L158 249H160ZM198 247L196 246V249H197ZM22 249V248H21ZM19 250V248H18V251H22V250ZM42 249V248H41ZM52 249V248H51ZM58 249H59V246H58ZM58 249H57V251H54L55 253L56 252H58ZM144 249V250H145ZM152 249V248H151ZM169 249H170V247H169ZM171 249H172V247H171ZM174 249H175V247H174ZM178 249H179V247H178ZM179 249V250H180ZM188 249V250H189ZM200 250H202L201 248H199ZM198 249V250H199ZM53 250H55V249H53ZM142 250V249H141ZM142 251V252H146V254L144 255V257H141V255H139L138 256V258L139 257H141L142 259L143 258H145V256H149L148 255V251ZM179 250H177V251H179ZM183 250H186L185 248H184V245H183ZM187 250V251H188ZM16 251H17V249H16ZM153 251H155V249L153 250ZM163 251V250H162ZM164 251H166V250H164ZM169 251H171V250H169ZM174 251V250H173ZM176 251V250H175ZM196 251V250H195ZM194 251V252H195ZM214 251V250H213ZM5 252H7V251H5ZM23 252V251H22ZM24 252H26V250L24 251ZM28 252V251H27ZM47 252V251H46ZM137 250L133 253V255H131V256H135L137 253ZM138 252H139V250H138ZM141 252V251H140ZM148 252V253H147ZM157 252V251H156ZM189 252V251H188ZM200 252V251H199ZM199 252L197 251V253L199 254ZM9 253L10 252H7V254L9 255ZM42 253H43V251H42ZM41 253V254H42ZM45 253V252H44ZM51 253V254H50ZM50 253H48V255H47V257H45L44 255H46V254H43V256H44V258L45 259H47L48 258V256H49V258L48 259H51L52 258V256L51 255H54V253H52V252H50ZM136 253V254H135ZM150 253H152L151 251H150ZM158 253H159V251H158ZM161 253V252H160ZM169 254V252L167 251L166 252V254ZM171 253V252H170ZM179 253H180V251H179ZM193 253V252H192ZM191 253V254H192ZM0 254H1V252H0ZM18 254H20V253H18ZM50 254V255H49ZM57 254V253H56ZM55 254V255H56ZM139 254V253H138ZM157 254V253H156ZM156 254H155V256H156ZM165 254V255H166ZM178 254V253H177ZM177 254H176V256H177ZM188 254V253H187ZM191 254H189V256L191 255ZM195 254V253H194ZM203 254V253H202ZM11 255V254H10ZM9 255V256H10ZM151 255V254H150ZM160 255H162V254H160ZM175 255V254H174ZM181 255H182V253H181ZM184 255V254H183ZM193 255V254H192ZM207 255H208V253H207ZM2 256V255H1ZM11 256H13V255H11ZM39 256H40V254H39ZM152 256H153V253H152ZM169 256V255H168ZM172 256V255H171ZM171 256L169 257V258H171ZM176 256H175V258H176ZM180 256V255H179ZM188 256V257H189ZM195 256V255H194ZM193 256V257H194ZM8 257V256H7ZM33 257V256H32ZM31 257V258H32ZM51 257V258H50ZM56 257V256H55ZM55 257H53V258H55ZM58 257H60V255L58 256ZM58 257H56L57 259H58ZM137 257V256H136ZM161 257H163V256H161ZM160 257V258H161ZM1 258V257H0ZM9 259L11 258V257H8ZM13 258V257H12ZM19 258V257H18ZM43 257H42V255L40 256V260L41 259H43V260H41V261H43V263L42 264H44V261H45V259H44ZM53 258L51 259V262L53 263ZM134 258V257H133ZM166 258V257H165ZM172 258H173V256H172ZM180 258H182V257H180ZM179 258V259H180ZM184 258H186V255L185 256H183V259ZM192 258V257H191ZM198 258V257H197ZM197 258H196V260H197ZM200 258V257H199ZM9 259H7V260H9ZM14 259V258H13ZM19 259H21V258H19ZM23 259V258H22ZM21 259V260H22ZM24 259H27V257L26 258H24ZM23 259V260H24ZM29 259H30V257H29ZM28 259V260H29ZM35 259H38V257H36ZM47 259V261H49ZM146 260L148 259V258H145ZM145 259H144V261H145ZM182 259V260H183ZM202 259H203V257H202ZM4 260V259H3ZM10 260H12V259H10ZM15 260V259H14ZM13 260V261H14ZM22 260V261H23ZM31 260V259H30ZM34 260V259H33ZM61 260V259H60ZM134 260V259H133ZM137 261L136 262H138V261H140V259L138 260V259H136ZM151 260V259H150ZM157 260V259H156ZM155 260V261H156ZM163 261H164V258L162 259ZM161 260V261H162ZM172 260V259H171ZM189 260V259H188ZM188 260L186 259V261L187 262H184L185 264L187 263V264H191L192 262H188ZM6 261V260H5ZM59 261V260H58ZM63 261H61V262H63ZM142 261V260H141ZM141 261L139 262L140 264H142L141 263ZM159 261V260H158ZM174 261V260H173ZM172 261V263H176L177 262V260H176V262L174 261L173 262ZM181 261V260H180ZM184 261V260H183ZM190 261V260H189ZM0 262H1V260H0ZM12 262V261H11ZM11 262H10V264H11ZM15 262V261H14ZM14 262H13V264H14ZM38 262V261H37ZM51 262H49V263H47V264H51ZM134 262V261H133ZM143 262V261H142ZM146 262V261H145ZM157 262V261H156ZM168 262H169V259H168ZM171 262V261H170ZM169 262V263H170ZM9 263V262H8ZM26 263H27V261H26ZM25 263V264H26ZM45 263H46V261H45ZM153 263V262H152ZM159 263V262H158ZM171 263V264H172ZM180 263V262H179ZM182 263V262H181ZM180 263V264H181ZM1 264V263H0ZM4 264V263H3ZM20 264V263H19ZM38 264V263H37ZM56 264V263H55ZM57 264H58V262H57ZM133 264V263H132ZM136 264V263H135ZM161 264V263H160ZM164 264V263H163ZM167 264V263H166ZM193 264V263H192Z\"/></svg>",
    "mask_w": 264,
    "mask_h": 264
},
{
    "label": "built area",
    "instance_id": "built-area-1",
    "mask_svg": "<svg viewBox=\"0 0 264 264\" xmlns=\"http://www.w3.org/2000/svg\"><path fill=\"white\" fill-rule=\"evenodd\" d=\"M151 135V134H150ZM151 141L155 140V135H151ZM157 142H152V147H157ZM187 149L186 152L183 151ZM183 149H177L176 160L179 161V164L174 166L167 165L164 168L157 169V174L160 179V182L163 184H172L177 188V191H187L191 184H193L200 172H197L196 169L202 167V161L196 154L195 146L184 145ZM191 170V171H189ZM195 171V172H194ZM194 172V173H193Z\"/></svg>",
    "mask_w": 264,
    "mask_h": 264
}]
</instances>
